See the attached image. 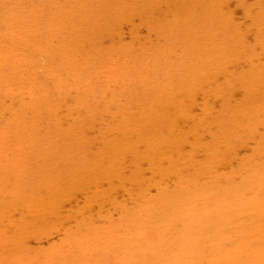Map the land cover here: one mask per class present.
Returning a JSON list of instances; mask_svg holds the SVG:
<instances>
[{
	"label": "rangeland",
	"instance_id": "rangeland-1",
	"mask_svg": "<svg viewBox=\"0 0 264 264\" xmlns=\"http://www.w3.org/2000/svg\"><path fill=\"white\" fill-rule=\"evenodd\" d=\"M67 1L68 0H64V1H62V0H0V48H1V50H0V61L2 60L1 63H0V68L3 69V71H4L3 72L2 70H0V78L2 80H4L3 78L6 79L5 82L0 79L5 84V86H4V84L2 82H0L1 83L0 84L1 90H3V91L5 90V92H3V91L1 92L0 91L1 92L0 93V104L2 102H4V103L1 104L2 106L0 105V117H1L0 118V128H1V130L3 129L2 131H0L1 132L0 134L2 135V132L5 134L3 136L0 135V139H1V141L3 143V146H4V148H2L3 146L0 143V148H1L0 151H2V153H0V159L2 157V161L0 160V173H1L0 174V225H2V227H0V264H13L14 261L15 262H18L16 264H20V263L21 264H25V262L27 263L28 259H30V262L36 261L35 260L36 257H39V259L37 258L38 260L36 261V263L34 262L35 264H53V262L55 264H61L59 262L56 263L57 261L55 262V261H51V260L48 259L49 254L52 253V252H54V250H57L54 253H58L59 256H61V254H67L69 256V258H72V264H74L75 262L73 260V257H77V254H79L78 248L79 249L82 248L81 246H83V245H84L83 248H87L86 251H85V253H87V254L83 253V258H86L87 259L85 261L87 263H85V264H91V263L92 264H96L95 260L97 262H99L100 264H104V262L106 264L108 261H109L108 264H110V263L111 264L112 263H115L116 264L120 259L121 260L119 262H121V263H117V264H122L123 261H126V259H128V256H129V260H130V261L127 260L128 264H132V261H133V264L134 263H137L138 264V262H139V264H141L142 261H143L142 258H144V256H145L144 254H147L148 251H150L149 252L150 255L148 253L149 256H145L144 260H146L147 257H148L147 258L148 262H150V260L151 261L153 260L152 262H154V260H159L158 262L155 261V264H157V263L158 264H160V263L163 264L162 261H161V259L163 258L162 260H165V258L166 257L168 258L169 256H171L173 252H174L173 253L174 256L172 255V258L171 259H174V262L175 263L170 262L171 264L172 263L173 264H177L179 262H180L179 264H188V263H190V264H194V263H196V264H203L206 261V258H205V261L204 260H201V259H203V258H201L202 254H200V255L198 254L199 253L198 252V249L194 251L193 249L191 250V247H189V246L192 245V242H193L192 240H194L195 238H198L199 241L202 242V239L205 236L202 237V238L200 236H203L204 235V231L206 233V229L208 227L206 229H205V227L207 225H211V226H209V228H213V231H215L214 230V223H213L212 220L210 221L209 217H206L205 218V220H206L205 223H204L205 220L204 221L201 220L202 222L200 221L201 224L203 223L202 226L205 225L204 226V231L202 229V233L198 232V229L201 227V224H199V223L198 224L193 223L192 222V219H191V221L189 220L187 214H188V211H189L188 209L190 207L189 206H186V203H185V205H180L181 203L179 201H181V200L176 199V198H179V197H176L175 194L173 193L175 191L174 189H177L176 186L174 185L175 184L174 183L175 182L174 178H171V179H164L163 178L161 180V178L159 176L157 177V175L152 176L150 174V172L148 171L149 169H148L147 164H145V162H143L141 164V169L142 170L143 169H146V170L145 171H142L140 173V176H137L136 179L134 178L132 180V182H130L131 179H129V176H131L130 174L132 173L133 170L129 167V164L126 165L127 166L126 169H125L126 171H124V172H126V173H124V174H126L124 176V178H126L125 179L126 182L123 181V180H118V181H116L117 182L116 183L114 181L115 186H113V184L109 183L105 178H104L105 180L101 179L102 181L100 183H96L97 186L95 185V182H94V184L93 183H90L89 186H86L85 183L78 182L79 183L78 184V183L72 182V180L82 179L84 177L83 175L85 174V172H87V171H89V173L92 172L93 169L95 168V166H94L95 160L98 159V157L101 155L100 153L105 150L106 146H110V147H107L106 148V150L109 151L110 148H111V146H113L115 143H117L116 142L117 140L119 142L120 138H121V140H120L121 142H119L120 145H121L123 139H125V136H127V138L129 139V136L130 135L128 136V133L126 134L125 132L131 131V132H129L130 134L133 132L135 135H137L136 134V131L137 130H140L141 131L142 129L145 128L144 130H147L145 132H149V133L143 132L144 130H142L141 132H143L144 134H150V130L152 132V130L154 129L155 126L158 127L157 129H159L160 128L159 127L160 124L162 123L161 125H163V122L161 121V119L163 120V117L162 116H164V118H166V115H167L166 114V112H167L166 110L168 109V107H166V105H164V103H166L167 101L164 102V103L162 102L163 101L162 100L163 95L168 96L167 93L170 91L169 92L170 96L164 97L163 99L166 98L168 100H170V99L172 100L174 98L175 99L177 98V100H178L179 98H181L180 97L182 95L181 93H186L187 92L186 90H188V93H189V89L187 87H190L192 84H194L193 82L197 78L196 77L197 75H194L195 76L194 77L192 75V73H193V66H196V62H197V61L195 62V60H196V58L198 56H201L202 58H205V59H203V62L206 65L205 66V69L206 70L209 69V68H211L210 71L213 68H215L217 70V68H216L217 65H218V69L222 65H224V64H226V66L225 65H224L225 67L222 66L223 68L221 67L218 71H215V69L212 70V72H213L212 75L213 76L214 75L215 76L217 75L216 78H215V76L213 77L214 80H211V78H210V76H211L210 75L211 74L210 71L203 70V73H204L203 76L205 75L204 76V79H206V80L204 81V79L202 78L200 80H202L203 82L202 81L201 82L199 81V83H202L203 85L200 84L201 86L199 85L200 86V87L198 86L199 88L196 87V89H199V90H196V91L193 88L194 86H191L190 87V91H191V89H193L194 90V93H195L194 94V97H195L194 105L193 106L192 105H188L186 102H185V104H187L186 106H185V104H183L184 102L181 103V105H180V108L181 109L184 106L185 107H189L190 106L189 108H187V110H184L185 107H184V109H182V110H184V116L187 113H188V115H186L185 117L183 116L184 118L183 117L180 118L179 116L177 118H175L174 117L175 115L173 116L175 118V119L173 118L174 122L175 123L177 122L176 124H178V125L174 124L173 123V120H172L173 130L176 131L174 133L176 134L177 132L188 131L189 128L192 127L194 121L192 122V124H190L191 121H192V119H191L192 117L191 116L189 117L191 120H189L187 118L188 119V123H185V122H187L185 120L187 116L193 115V120H197L198 118H200V117L203 116V111H202L201 107H202V104L204 102H208L209 107L212 109L211 112L212 113L217 112V115H219V113L222 110L221 108L224 105L223 101L221 100L222 97H229V99L231 100L230 101V105H232V103H233V105H236L237 106L242 101V98H243V96H242L243 94L242 93L243 92H241V88L239 86L240 84L239 85H236L233 88V93L231 92L230 89H228V87H226V85L228 83V79H229L228 78V75L229 76L231 75L232 78L230 77V79H232L233 82H236V81H234V80H236V78L234 79V77H233L234 75L233 74H235V76L236 75H239V74H240L239 76H243L244 75L242 77V78H244L245 75L248 76L250 74V72H251L250 69H252V67H255L256 68L257 65H259V68H261V70H262V71L259 70L260 72L257 73V74L260 75L261 72H264L263 71V68H264L263 67L264 66V48H262L264 46V31H263L264 30V0H221V1H219L220 2L219 5H214V6L213 5H210L211 3L208 2V0H193L194 1V2H192V3H194L193 6L186 5L185 0H170V1L169 0H166V2H168L167 4L170 5L168 7H167V4L166 3H163L162 4V2H165V0H160L161 1V3H160L161 5L160 4H157L158 7L156 6L157 9L158 8H160V9L156 10V7L154 9V11L157 12V13H159V14L156 13V14L153 15V18L151 17L152 19L150 18L153 21H151L148 17L145 18L146 15H142L143 13L141 14V10L144 8L142 6V2H147V0H144V1L143 0H127L126 4H123L122 5L121 4L122 2L120 4H121V6H125L126 5L125 7H127V8L124 11H126L125 12V15H128V16H125L126 18L124 17L123 20L120 19L121 21L117 20L116 22H113V20H111L110 18H103V17H105L104 14L106 13V11L108 12V10L110 9V7L109 6H106V4H104V2H102L103 1L102 0L101 2H102V4L104 6L101 4L103 6V8H101V9H103L105 12L103 10H101L100 8H97L96 7L100 3L96 4V6H94V7H96L97 10L100 9L101 12H104V14L101 13V14H103L102 15V18H101V16H98L97 15V18L96 17L93 18V20H95V21H93V22H92V20H89L90 22L88 21L89 24L87 23L88 18L85 17L86 13H83V11H81V17L80 16L79 17H80V19L82 18V20H84V21H82V20L80 21V19H76V17L78 16V13H75L76 15L70 13V11L68 10L70 7H69V5L66 4ZM106 1H108V0H106ZM158 1L155 0L156 3H158ZM182 1H183V3H182ZM206 1H207V3H205ZM210 1L213 4V2L215 0H213V1L210 0ZM108 2H107V4H108ZM123 2L125 3V0H123ZM148 2H151V0H148ZM152 3H154V0L152 1ZM61 4L64 5V10L65 11L63 9H61V10L59 9L60 6H62ZM74 4H76V3L74 2ZM148 4H150V3H148ZM164 4L166 5V7H165ZM80 5H82L81 7H83V9H84L85 6H87V2L86 3H83V4H80ZM90 5H92L91 2L89 3L88 6H90ZM177 5L178 6H182V8H183V6H185L183 9L180 10V13H178L176 11V9H175V7ZM55 6H56V8H55ZM115 6H117V5H115ZM213 7L216 8V9L213 10ZM199 8H201V9H199ZM50 9L53 10V13H56V14L57 13H60V15L58 14L60 18H56V20H55V17H57V16L54 17V20L56 22L55 23V26L53 27L52 32L46 33V30H45L46 22H47L46 20H48V18H49L48 15H50L49 14ZM55 9H56V11H54ZM183 10H184V12H183ZM212 11H214L213 14H212ZM128 12H129V14H128ZM214 13L216 15H214ZM62 14H64L65 16L63 15L64 17H62ZM68 14L69 15L71 14V15L69 16ZM183 14H184V16H186L188 18L184 17ZM210 14H211V16H210ZM212 15H213V17H212ZM74 16H76V17H74ZM149 16H152V14H149ZM8 17H10V18L8 19ZM67 17L70 18L69 22L67 20H65V19H67ZM12 18L15 21H13ZM32 18H35L34 22H31ZM73 18H75L74 19L75 20L74 21L75 24L74 23H70V21L73 22L72 21ZM100 18L102 20H100ZM164 18H165V20H164ZM182 18L183 19L185 18V19L183 20ZM59 19L62 22L64 20L65 23H62L63 25L65 24L64 26L62 24L61 25L60 24H57L58 23L57 20L59 21ZM103 19H104V21H103ZM189 19H191V20H189ZM76 20H78L79 23H78V21L76 23ZM109 20H111V23H109L110 22ZM181 20L185 21L183 23H186V24H183V25L180 24V21ZM187 20H189V22H186ZM66 21L68 22V24H67ZM106 21H108V22H106ZM176 21H178L179 23L178 24L175 23ZM190 21H197V23L198 22L199 23L197 25L196 22L195 23L192 22V24H193L192 25L190 23ZM91 22L93 23V25H92ZM104 22H106L107 24L109 23V24L107 25ZM205 22H206V24H205ZM69 23H70V25H69ZM81 23H82V25L80 26ZM114 23H115V26H116L117 29L116 28H113L114 27ZM41 24H42V26L44 28L41 26ZM110 24H112V26L109 27ZM174 24H175V26L178 25L176 27L177 29L175 28V26H173ZM187 24H191L192 27H191V25H190V27H188L189 25L187 26ZM24 25L25 26L26 25L28 26V27H26V30L30 29L29 30L30 32H29L28 35H31V36L27 37V40H29L28 38H31L33 40V42L30 39L31 41L29 40L27 43H25V39L26 38H22L21 37L23 35L21 33L23 32V30L25 28ZM59 25H60V27H59ZM73 25L75 27H73ZM85 25H86V27H85ZM89 25H90V27H89ZM148 25H150V26H148ZM106 26H108V28H107L108 30L106 29ZM168 26L171 27V28H173L174 31H173V29L171 30V28H169ZM112 28L115 29V30L113 31ZM118 28H119V31H118ZM180 28H181V31L184 28V32L182 31L183 34L179 31ZM186 28H189V29L185 30ZM192 28H194V30H192ZM75 29L77 31H75ZM88 29H89V31H88ZM175 29L177 31H179V32H176ZM55 30H56V32H55ZM104 30H107V31H104ZM188 30L189 31L191 30L188 33L189 35L186 33V32H188ZM259 30L260 31L262 30L261 32L263 34ZM40 31L42 32V34H40L41 33ZM57 31H58V33H57ZM110 31L112 32V34H111ZM15 32H17V33H15ZM59 32L60 33L62 32V33L59 34ZM68 32L70 33L69 36H68ZM74 32H76V33L74 34ZM114 32H116V34ZM51 33H52V35H50ZM56 33H57V35H56ZM12 34H14V35L11 37ZM184 34H186L187 36H185ZM214 34L216 35V38H214L215 37ZM5 35H7V36H5ZM73 35L74 36L75 35L77 36V37L75 36L76 37V39H75L76 42L75 41L74 42H75L76 45H74V46H73V44H74V42H73L74 39L73 38H75V37L72 38ZM217 35H219V36H217ZM32 36H34L36 38L38 36L39 37H38V39H36V38H34ZM40 36H42L43 38L44 37L45 38H48L49 37L47 40L44 39L45 40V43L44 44H45V46L47 45L49 47V48L47 47V49L50 52H47V49H46V51H43V49L45 50L46 47L43 44V42H44L43 38L42 37L40 38ZM51 36H53V37H51ZM54 37H56V38H54ZM89 37H90V39H88ZM5 38H6V41H5ZM7 38H9V39H7ZM97 38H99V39H97ZM55 39H56V41L58 40V43L55 41ZM11 40H12V42H11ZM17 40H18V42H16ZM36 40H38V41L35 42ZM77 40H78L79 43L77 42ZM14 42L17 44V46H16V44H14ZM46 42L47 43L49 42L51 44L49 45V43L47 44ZM209 42H212V44H214L213 45L214 48H212L213 46H211L212 44H210ZM40 43H41V45H39ZM207 43H209L208 45H210L211 47H209V46L207 47L206 46L207 48H204L205 45H207ZM228 43H230V44H228ZM42 44H43V46H42ZM60 44H61V47L62 48L59 46ZM77 45H78V47H77ZM3 46H4V48H2ZM36 46L37 47L39 46V47L37 48ZM196 46H198L197 49L198 48H200V49L197 50L196 49ZM40 47H41V49H40ZM52 47H54L57 51L56 50H53L54 48H52ZM63 47H65V48H63ZM21 48H23V49H21ZM34 48H35V50H34ZM72 48H74V49H72ZM121 48L124 49L125 51L122 50ZM130 48H132V49H130ZM211 48L213 50L215 48L216 49L213 51ZM218 48H220V49H218ZM9 49H10V53L12 55L9 52H7V51H9ZM13 49H16V50H13ZM30 49H32L33 51L30 50ZM68 49L72 50V52L70 50H68ZM201 49H203V51ZM217 49H218V52L216 53ZM20 50H22L21 52H22L23 55L22 54H19V53H21ZM36 50H37V52H36ZM66 50H68V51H66ZM119 50L122 52V54L125 53V54H127V56H129V58L127 57L128 58V61L125 58V56H126L125 54L124 55H122V54L120 55L121 52ZM196 50L198 52L201 50L203 53L202 52L197 53ZM209 50L210 51H213L212 56L214 58L209 54V52H208ZM4 51L7 54H9L12 59L9 57V55L7 56V54ZM131 51L133 53H135V54L131 53ZM206 51H207V53H206ZM51 52H54V54L57 55L58 58H57V56H53L54 54L53 53L51 54ZM56 52H58V53H56ZM115 52H117V53H115ZM219 52H221V54ZM230 52H232V53L234 52V53L232 54ZM248 52H250V53H248ZM39 53H40V55H39ZM92 53H93V55H92ZM95 53L96 54H100L99 55L100 57L98 55H96ZM224 53H226L227 55L225 56ZM101 54H103V55H101ZM216 54H218V55H216ZM230 54L233 55V56H231ZM21 55H22V57L20 58ZM36 55H39V56H36ZM82 55H84V56H82ZM104 55H105V57L102 58V56H104ZM221 55H223V57H222L223 60H221L222 58L220 59ZM121 56H123V57H121ZM137 56H141V57H138L137 58ZM17 57H19L21 60L19 58L17 59ZM40 57H42L43 60H41L42 58H40ZM82 57H83V59H82ZM119 57H121V58H119ZM215 57H217V58H215ZM44 58H45V60H44ZM96 58H99V59H96ZM104 58H107L108 60L107 59L105 60ZM117 58H119V59H117ZM131 58L134 59V60H132ZM58 59H59V62L60 63H58V62L56 63V61H58ZM149 59H150V61H149ZM192 59H194V60L192 61ZM212 59H214V60L215 59L216 60L218 59L221 62H218V60L217 61H213ZM64 60H67V61H64ZM69 60L72 62V64L74 62L76 63V61H77L78 62V67H79V64H81L80 65V68H78V67L75 66L77 63L76 64L74 63V66H73L70 63ZM95 60L97 62L96 65L94 63ZM124 60H125V62L127 61V63H130V64L125 63ZM129 60H130V62H129ZM135 60H138L139 62L138 61H135ZM211 60H212V62H210ZM18 61H19V63H18ZM43 61L44 62L47 61V62L44 63ZM224 61H225V63H224ZM54 62H55V64H54ZM61 62H63V63H61ZM67 62L70 63V64H68ZM88 62H89V64H88ZM114 62H115V64H114ZM116 62H119V63H116ZM155 62H158V63L155 64ZM205 62L208 63V64H206ZM216 62H218V63H216ZM7 63H8V65H7ZM41 63L42 64L44 63L45 66L42 67V64ZM121 63H123V64H121ZM221 63H224V64H221ZM23 64H27V65H23ZM110 64H111V66H110ZM118 64H119V67H118ZM137 64H138L139 67L138 66H135ZM219 64L221 66H219ZM94 65H95V67H94ZM126 65L129 66V67H127ZM142 65H143L144 68H142ZM160 65H161V67H160ZM212 65H213V68H212ZM16 66L18 68L17 70L15 69ZM71 66H73L72 67L73 69L71 68ZM109 66H110V69H109ZM151 66H152V69L150 68ZM164 66H166V67H164ZM188 66H190V67L188 68ZM59 67H61V69ZM65 67H68V69L69 70H72V72L69 71ZM120 67H121V69H120ZM131 67H134V69L131 68ZM157 67H158V69L155 70ZM169 67H170L171 70L169 69ZM38 68H40V69H38ZM118 68L120 70H118ZM161 68H162V70H165V68H166V70L163 72L161 70ZM42 69H44V70H42ZM56 69H58V71ZM62 69H63V71H62ZM107 69H108V71H110L109 72L110 74H108ZM139 69L141 71H143L142 72V75L143 76L141 74H138V72L140 71ZM143 69H145V70H143ZM174 69H175V71H174ZM191 69H192V71H190ZM5 70L6 71L8 70V71L5 72ZM11 70H12V73H11ZM18 70L21 73H19ZM24 70H26V71H24ZM93 70H94V72H93ZM116 70H118L119 72L116 73L117 72ZM135 70H137V71H135ZM158 70H161V71H158ZM48 71H50V73ZM76 71H78V72H77V74L75 73L76 74L75 75L73 72H76ZM98 71H102V72H98ZM113 71H114V73H113ZM123 71H124V73H123ZM141 71H140V73H141ZM153 71L154 72L158 71V72L157 73H154ZM247 71H250V72H247ZM8 72H10L11 75ZM57 72H59L58 75H57ZM67 72H71V74L73 76H71V74L69 75V73L67 74ZM168 72H171V73H169V76L166 75ZM240 72H247L249 74L242 73L243 74L242 75ZM3 73H4V75H3ZM13 73H14V75H13ZM18 73L21 74V75H19L20 78L18 77ZM42 73L43 74H47L48 76L50 75V77L48 78V76H47V78H46L45 75L42 76L43 75ZM64 73H65V75L67 74L68 76H64ZM83 73H87V74H83ZM96 73H98V74L96 75ZM111 73H113V75ZM148 73H151V75L150 74L148 75ZM184 73L186 75H192L191 77H189V79L185 83L182 81L184 79V76H183V75H185ZM224 73H226V74H224ZM236 73H238V74H236ZM121 74H123V75L120 76ZM179 74H180V76H179ZM193 74H195V73H193ZM5 75H7V77H5ZM94 75H96V77H94ZM106 75H107V78H106ZM124 75L125 76H128V77L125 78ZM152 75H154V76H152ZM9 76H12V77H10L9 79H7ZM23 76L25 77V79L27 78L26 79L27 80L26 82H25ZM41 76H42V78H41ZM62 76H63V78H62ZM87 76H89V78ZM112 76H114V78ZM166 76L169 77V78H167ZM174 76L177 77V78H175ZM224 76H226V77H224ZM70 77H71V79L75 80V82L77 81V84L74 83L73 80L71 81L72 84H71V82L68 83V79L71 80ZM79 77L82 79V80L80 79L81 81L78 80ZM93 77H94V80L92 79ZM98 77H101V78H98ZM140 77H142V79ZM208 77L210 79L207 81ZM55 78L58 81V83H61L62 85L61 84L58 85V83L55 80ZM96 78L97 79H100L101 82L99 80L95 81ZM104 78H106V79H104ZM116 78H117V80H116ZM153 78L154 79L157 78V79H155L156 81H154ZM247 78H249V77H247ZM46 79H47V81H46ZM174 79H176V80L173 81ZM178 79H180V80L178 81ZM7 80H9V82ZM30 80H32V82ZM88 80H89V82H92V81H94V82H92V84H89ZM125 80H127V81H125ZM141 80L144 81V82H141ZM161 80H162V82L163 81L164 82L161 83L160 82ZM51 81L52 82L53 81L56 82V83H54V82L52 83L53 86H54V89H53V87H51L52 85L49 86L47 84V83H50L51 84ZM83 81H86V82H83ZM122 81H124V82L121 83ZM65 82H66V84H65ZM78 82H80L79 84H81V82H83L81 84V85H83V87L82 86L80 87V85L78 86ZM95 82H98V83H95ZM151 82H152V84H151ZM182 82L184 83V85L182 84ZM206 82H209L211 84L213 82V84L212 85H209ZM6 83H9V85L10 84L11 85L14 84V85H12V86L10 85L9 86ZM33 83H35V84H33ZM67 83L69 85H67ZM73 83L76 84L75 87L77 88V90L73 86ZM93 83H94V85H93ZM159 83H160V85H159ZM179 83H180V85H179ZM64 84L67 85V86H65ZM87 84H89V86ZM153 84L156 85V88L158 90L156 88H154L155 86H153ZM187 84H188V86H187ZM7 85L9 86L8 89L6 88V87H8ZM15 85H16V87H15ZM34 85H37V86L34 88ZM91 85H93V86H91ZM135 85H137V86H135ZM138 85H141V86H138ZM147 85L149 87H147ZM163 85H165V86H163ZM174 85H176L177 87L175 86L176 87L175 88ZM2 86H3V88L5 87L7 89V92H6V89L5 88L2 89ZM25 86H28V88L25 87ZM61 86L62 87L65 86V87L62 88ZM70 86L71 87L73 86V87L71 88ZM84 86H85V88H86V86H88L89 88H91V87L93 88L94 86H97V87H94V91H93L92 89H89V88H87L88 90L85 89ZM102 86H103V89H101ZM143 86H145L144 89H143ZM179 86L182 87V89ZM210 86H213V89H217V90H220V91H222V88L224 89V87H225V90H223V93L225 92V94H219V95H216V96L210 95V96L207 97L205 95V92L207 90H209V92H210L209 93L207 91L208 92L207 94H213V92L210 91V88H211ZM12 87H13L14 90H12ZM69 87H70L71 90H73V88H75V91L74 92L70 91ZM160 87H161V89L163 88L162 89L163 91H166L165 90V88H166L168 92L166 91V93H165L161 89L159 90ZM18 88H21V89H18ZM30 88H31V91L29 90ZM168 88H171V89H168ZM15 89H17V90H15ZM63 89H66L67 91L69 89L68 92H70V94L72 95L71 96L72 98H74V97L75 98L76 97L78 98V96H79V98L78 99L76 98V99L70 100L71 97L69 98V95H68L69 93L66 90H63ZM82 89H84V92H86V90H87V92L89 91L88 92L89 94L91 92L93 95L92 94H91L92 96H90L89 94L87 95L86 94L87 92L86 93L83 92L86 95H84L83 93L78 94L79 92H81L79 90H82ZM105 89H108L109 90L107 92L108 94L104 92ZM175 89H177V91ZM179 89H181V90H179ZM10 90H11V92H10ZM61 90H62V92H61ZM101 90H103V91H101ZM153 90H155V91H153ZM171 90H174V91L172 92ZM193 90L190 93L193 94ZM41 91L43 93L40 94ZM139 91H141V92H139ZM150 91H152L151 92V95H150ZM157 91L159 92V96H158V92ZM8 92L10 94L11 100H10L9 94H7ZM13 92H14V94H13ZM32 92H33V94H31ZM93 92L96 93V94H94ZM100 92H101L102 95H100ZM112 92L115 93V96H113V94H112L111 97H110V101H109V98H108L109 96L108 95H110ZM118 92H119V94H118ZM153 92L155 93V95H153V96H154V99L156 100L154 102H153L154 99H153V96H152V93ZM229 92H231L232 94L229 93ZM23 93H24V95H23ZM53 93H54L55 96H52ZM57 93L60 94V95H57ZM62 93H64L65 95L64 94L62 95ZM116 93L118 95H116ZM173 93H177V94L180 93L181 95L179 94V96H178L176 94L178 96L177 97ZM19 94H22V95H20L22 97H20ZM25 94H27V95H25ZM34 94H37L35 99H33V96L35 97ZM74 94H76L77 96L74 95ZM140 94H141V96H140ZM146 94H148V96L150 95L149 98H148V96ZM156 94H157V97H156ZM228 94H230V96ZM1 95H3V96H1ZM82 95L87 96V97H84ZM98 95H100V97ZM106 95L108 97H106ZM120 95H121V97H118L120 100L118 98L116 99V96H120ZM6 96L9 97V99L6 98ZM89 96H90V100H89ZM97 96H98V98H97ZM103 96H104V99H103ZM127 96H128V98H127ZM137 96L140 97V98H138ZM16 97H18V98H16ZM28 97L32 99L31 102H29L31 99L29 100ZM56 97H58L57 100H58L59 103H60V100L62 98L63 99L66 98V99L64 101L62 99L61 100L62 103H60V105H58L59 103L56 104L57 103ZM81 97H82V99H81L82 101H80V98ZM91 97H93L92 100H91ZM150 97H151V99H150ZM43 98H44V100H46L48 102L49 105H52V108H51L52 110H50V108H48V107H51V106H48L47 102H45L43 100ZM85 98H86V100H84ZM113 98H115V99H113ZM126 98L128 99V101H126L127 100ZM16 99H18V100H16ZM20 99L22 100V102L20 101ZM47 99H49V100H47ZM94 99H95V101H94ZM100 99L102 100V102H104L103 105L101 104L102 102L100 103ZM105 99H107V100H105ZM112 99H113L114 102L111 101ZM140 99H146V101L145 100H140ZM175 99L172 100V101L170 100V102L175 101ZM33 100H34V102H33ZM76 100H78V101H76ZM236 100H237V102H236ZM10 101H11V103H10ZM17 101L21 102V104L19 102H17ZM35 101H36V103H35ZM51 101H52V104H51ZM72 101L73 102L75 101V104L76 105L74 103H72ZM84 101H85V103H84ZM86 101H89L90 104H89V102H88L89 105L86 104ZM130 101L132 102V104H131ZM133 101L136 102V105L133 103ZM147 101H148V104H149L150 101L153 102L152 105H151V108L152 109L154 108L156 110L157 108H159V109L161 108L160 110L158 109L159 110L158 111L159 114L157 113V111L155 112V110H154V112H152L153 111L152 109H150L151 111H149V107L150 106L146 103ZM27 102H29L31 105H29ZM39 102H41V104L38 106L37 103H39ZM63 102H64V104H63ZM79 102H82V105L83 106H88V107H85L84 108L81 105V103H79ZM91 102H92V104H91ZM112 102L115 105H113ZM156 102H158V105L157 106L154 104ZM170 102L168 103L169 105L171 104ZM43 103L44 104L46 103V105L44 106ZM118 103H119V107H118ZM123 103H124V105H126V103L129 104V105H132V106H129V107H131L133 109L129 108L127 110L128 106L127 105L124 106ZM140 103H142V105ZM17 104H18V106L15 107V105H17ZM133 104L135 106H137V104H138V106L137 107H134ZM161 104L164 106V108H163V106ZM172 104H174V102ZM3 105L4 106L5 105L6 106L9 105L8 106L9 109L6 106L4 108ZM20 105H21V108L19 107ZM24 105H25V107H23ZM33 105H35V106H33ZM57 105L60 106V107H58ZM116 105H117V107H116L117 110H115L116 112L119 110L120 107H121L120 108L121 110H122V108L124 110L126 108V111L123 110V111L120 112V110H119L116 113L115 111H113L114 110L113 108H115ZM160 105L162 107H159ZM30 106H31V108H30ZM54 106L55 107L57 106L56 107L57 109ZM108 106H109V108H108ZM241 106H242V104H241ZM241 106H239L238 109H240ZM14 107H15V109H18V107L20 109H18V110H12V109H14ZM32 107H34V108H32ZM40 107L42 109L45 108L46 110L47 109L48 110L46 111L45 109H43L41 111V110H39V109H41ZM53 107L55 108V111H54V108ZM67 107H68V109H67ZM139 107L140 108L142 107V108L137 110L138 113L134 112V110L136 111V108H139ZM22 108H23V110L25 108V111H23ZM75 108L78 109V110H75ZM81 108L82 109L84 108L83 109V112H86V113H83V114L80 113V112H82V109ZM89 108H92V109L89 110ZM106 108H108L109 110L106 109ZM145 108H147V110H145ZM162 108H163V110H165L164 113L166 115H164V113H163V115H160V114H162L160 112L163 111ZM4 109H5V111H4ZM31 109H33V111H35V112H33L34 114H32V115H34L33 116L34 119L31 118L32 117V115H31V112L32 111H29ZM79 109H81V110H79ZM7 110H12L13 112L12 111L11 112L8 111L6 113ZM20 110H21V112H20ZM56 110H58V111H56ZM87 110H89V111H87ZM93 110L96 111L97 113L94 112L95 113V118L92 119V117H94V115H91L92 112H93ZM171 110L172 109L170 107L169 108V112ZM45 111L47 113H44ZM141 111H143L145 114H147V111H149V113H153V114L156 113V115H154V116H157L158 117V115H160L159 117L161 119H159V117H158V119H159V121H158L157 118H155L154 116H152L153 114H149V116H151L153 118H150V117L147 118V116H148L147 115L145 117L147 119H144L145 114L142 113ZM186 111H188V112H186ZM36 112L38 114L41 113V115H38L37 116V113ZM52 112H55L57 114L55 115V113L53 114ZM113 112L116 113V114H114ZM35 113H36V115H35ZM42 113H44L45 118L44 119L43 118H40L39 119L38 118L39 116L40 117H44ZM50 113H51L52 116H48ZM87 114H89V115H87ZM117 114H119V115H117ZM123 114L126 115V116H127V114L128 115L131 114V115L127 116L128 118L129 117H132V115H133V118H134L137 115L136 118H134V119H136L138 123L143 124L145 127H142V129H141V126H143V125L140 124L141 126L140 125L137 126L136 124H138V123L135 120V122L133 121L135 123V128H134V126H133V128L136 129V130H132V127H129L131 129L127 128L126 127L127 124L123 123L122 121H127L129 123V122H132V118H130L131 120L130 119L127 120V117L125 118ZM9 115H13V117L12 116L10 117ZM19 115H21L20 116L21 118L19 117ZM86 115H87V117H86ZM141 115L142 116L144 115L143 116V119L147 121V124L148 123L150 124V125L148 124V126H149L148 128L145 125L146 124V121L144 122V120L141 118L142 117ZM47 116H48V118L49 117L52 118L51 119V120H53V121H51L52 124H55L56 123L57 125L56 124L55 125H49V124H51L50 121H49L50 118L48 120V122H49V124H48V122H47V119L48 118L46 119ZM53 116H54V118H53ZM83 116L86 119H84ZM139 117H140V119H139ZM256 117H258V116H256ZM260 117H258V119H256V118H252L251 119L252 120L251 121L252 124H249V126L251 125L250 126V129H252V130L253 129H256V131L254 130V132L251 135L250 134H247V133H243L242 129L240 130L241 132L239 131V134L242 136V138L240 136H238V138L243 139V141H241V143H239V146L236 147V150H235L236 156H235V158H233L231 160V162L228 163V164L222 162L219 166H217V170L215 171V173L224 174V173H227L231 168L238 171L239 170V165L241 163V160H244L246 158H249L250 156H252V158L254 159V156H255L254 149H256V147H257V144H256L257 139L260 136L264 135V115H263V117H261V118ZM16 118L17 119L20 118V121L21 122L23 121V122L21 123ZM82 118H83V120H82ZM87 118H89L90 120L87 119ZM154 118H155V120H154ZM15 119L17 121V122H15L16 124L14 123ZM29 119H31L32 121L29 120ZM36 119H39V122L40 123L36 122V121H38ZM55 119H58L60 121H58V120L57 121H54ZM150 119H152V120H150ZM7 120L8 121L10 120V123L9 122L7 123L6 122ZM209 120H211V117H209ZM33 121H34L35 124L33 123ZM73 121L74 122H79V123H76V124H83V125H81V126L78 125L79 127H81L79 129V127L77 128L76 125H73ZM156 121H157V123L158 122L160 123V124L158 123L159 126H157L158 124L157 125L154 124V122L156 123ZM181 121H183L185 123V124L183 123L185 128H183V126H181L182 125V122ZM27 122H29L28 125L31 126V124H33V126L31 128L30 127H28V128L27 127H24V125H26ZM142 122H144V123H142ZM180 122H181V124H180ZM17 123H19V124H17ZM23 123H25V124H23ZM36 123H38L37 124V127L38 128H36V126H35ZM117 123L119 125H117ZM152 123L155 126L152 125ZM10 124L12 125V127H9ZM14 124H15V126H17V125L20 126L21 125V127H23V128L20 127V129H22V130L24 128H26L27 129V130L25 129L26 132H24L25 130L22 132V130L18 129L19 128L18 126L15 127ZM47 124H48V126H47ZM3 125H6V126H3ZM28 125H26V126H28ZM166 125H167V123H166ZM118 126L120 128H123V129L118 130L119 129ZM124 126H125V128H124ZM136 126H137V128H136ZM139 126H140V128H138ZM150 126L153 127V129ZM179 126L182 127L181 128V129H183L182 131L180 129H178L179 131L176 130L177 127L179 128ZM187 126L188 127L190 126V127L189 128H186ZM203 126H205V125H203ZM247 126H248V123H247ZM2 127H4V128L7 127L8 130L6 131V129H4ZM13 127H15V128L13 129ZM33 127H35L36 129L33 128ZM156 127H155V130H156ZM9 128H11V129H9ZM29 128L30 129H34V131H31ZM72 128H76V130L79 129L80 131L77 130L79 133H76L77 132L76 130L73 131L74 129L71 130ZM149 128H150V130H149ZM12 129H13V131H12ZM15 129H16V131H14ZM17 129L21 133V135L19 133L20 137H19V135H16V133L18 134ZM124 129H127V130H124ZM228 129H230V128H228ZM4 130L6 132H8V133L6 134ZM62 130H64L63 131L64 134H63V132H61ZM69 130H71V131H69ZM122 130H123V133L120 132ZM155 130L153 132H155ZM107 131H110V134ZM140 131L137 132V133L139 134ZM57 132L59 134V135L58 134L57 135L59 136L60 139L58 137L56 138L57 135H55V134ZM103 132H107V133L105 134ZM157 132H159V131L157 130L156 131V134H157ZM71 133L73 134V136L72 137L71 136L69 137L68 134L72 135ZM75 133L77 135H74ZM112 133H114V135ZM118 133H121V134H118ZM133 133H132L131 137L133 136ZM249 133H251V132H249ZM44 134L45 135L48 134V136H46L47 139L45 138ZM123 134H126V135L124 136ZM177 134H179V133H177ZM187 134H188L187 135V139H186L187 141L182 145V150H183L184 153H188L189 154L190 151H191L190 143L194 140V138L196 136H194V133L187 132ZM13 135H15V136H13ZM36 135H39V136L36 137V139L33 138ZM246 135H248V136H246ZM253 135H256V137H253ZM4 136L7 137L6 138L7 139L6 142H4L5 141L4 140L5 139ZM105 136H106V138H105ZM107 136H109V138ZM119 136H120V138H119ZM134 136L132 138H134ZM197 136H199L201 138V140L203 141V143H207L210 140L209 135H208L207 132L206 133L205 132L203 133V132H200L199 131L198 134H197ZM40 137H42L41 138V141H37V140H40ZM43 137L45 138V140H42V139H44ZM48 137L52 138V140L50 138L48 140ZM79 137H80V139H79ZM113 137H116V139L113 138ZM137 137H138V135H137ZM189 137H190V139H189ZM8 138H9V140H8ZM17 138H18V140H17ZM53 138H55V139H53ZM72 138H74V139L76 138V139L75 140L74 139L72 140ZM103 138H104V142L101 143V141H102ZM132 138H131L132 141L129 140L130 141L129 142L130 145H133L134 143H137L136 140H133ZM58 139L60 140V142H59ZM69 139L71 141H69ZM203 139H205V140H203ZM250 139H251V141H250ZM34 140L36 142H39V143H34L35 142ZM57 140H58L59 143L56 144ZM113 140L115 142H113ZM30 141L31 142L34 141L33 142L34 144L31 143ZM63 141H64V143H63ZM72 141H74V142H72ZM41 142H43L44 144H41ZM47 142H49V143L47 144ZM50 142H52V144H55V145H53L54 147L50 144ZM140 143L139 144L138 143L136 144V148L137 149L139 148V150L143 152V150H145L143 146H145V145H143L141 143L143 145L142 146L143 148H142V147H140L141 146ZM37 144H38V146H37ZM48 145L50 147H48ZM58 145H60V147ZM30 146H31V148H30ZM78 147L80 148V150H79ZM56 148L59 151V152L57 151L58 153L57 152L55 153ZM114 148L112 147L110 151H112V149H114ZM21 149H22V151H21ZM45 149H47V150H45ZM3 151L5 152L4 155H3ZM60 152L61 153L64 152V153L61 154ZM69 153H71V155ZM57 154H58V156H56ZM72 155H75V156H72ZM174 155H175V153H174ZM175 158H176V155L174 156V159ZM195 158L198 159V160H202L203 157H202V154L199 152V153L196 154ZM21 159L23 161H20ZM62 159H63V161H62ZM263 159H264V155H263L262 158H260V160L259 159L258 160L255 159V162H259L260 161L259 163L262 162L264 164ZM10 161H12V162H10ZM19 161H20V163H19ZM5 162H6V164H5ZM21 162H22V164H21ZM48 162H49L50 165L47 164ZM55 163H56V165H55V169H54V166L53 165ZM232 163H233V165H231ZM57 164H58V166H57ZM43 165H45V166H43ZM165 165H166V163H165ZM7 166L11 167V169L9 167L7 168ZM83 167H85V168L83 169ZM4 168H5V171H4ZM64 168H66V170H64ZM68 168H70V170ZM129 168H130V170H129ZM59 169H61V170H59ZM188 169H189V167H187V170L186 171H185V169H183V173H186L187 174V173H191L192 172V171H188ZM17 170H18V172H17ZM50 170H52V172L58 170L59 172L57 173V171H56V172L51 173ZM48 171H50V172H48ZM68 171H70L71 173H74V171L76 172V174H73L74 175V178H72L70 176V173ZM80 172H81V174H80ZM21 173H23V174H21ZM59 173L61 174V176H60ZM28 174H29V176H28ZM66 174H68V175H66ZM142 175H144V176H142ZM10 176L12 177V179H11ZM141 176L143 177L142 179H141ZM24 177H26V178H24ZM34 177H38V178H34ZM43 177H45L46 179L43 178ZM60 177H61V179H59ZM66 178H68L69 180L66 181ZM127 178H128L129 181L127 180ZM158 178H160L161 181L160 180L158 181ZM139 179L142 182H140ZM1 180H2V182H1ZM63 180H65V181H63ZM61 181H63V182H61ZM92 181H94V180H92ZM148 181L152 183V184H150L151 187L147 184ZM139 182L140 183H143L144 182V183L143 184H140ZM158 182H159V185L156 186V184ZM8 183H10L11 185L9 184V186L7 187ZM52 184H58V188H56L55 190H59V192H61V193H58V194L56 193L54 195L55 197L54 196L49 197V193L47 191L48 190L47 188L50 185H52ZM103 184H105V186ZM130 185H132V186H130ZM164 185H167V186L164 187ZM42 186H43V188H40ZM90 186L91 187H94V188L97 187L98 189L97 190L94 189V188L91 189ZM145 186H147V187H145ZM172 186H174V187H172ZM89 187H90L91 190H94L95 191V194H92V195H88L87 196V193L89 192V190H88ZM166 187H169V188L166 189ZM172 188H174L173 189L174 191L171 190ZM25 189H26V191H25ZM82 189H84L85 192H83ZM128 189H130L131 191L128 190ZM157 189H159V190H157ZM160 189H161V193H162V190L163 191L165 190L163 192L164 195L163 194L160 195ZM39 190L43 191L44 194H42ZM168 190L170 191L169 194H167L168 193L167 192ZM14 193H17L19 195L20 199H18V201L15 202V203H10L12 201L10 199V195L11 194H14ZM80 193L82 195H79ZM111 193H113L112 194V197L110 195ZM147 193H148V195H146ZM171 194H174V196H172ZM76 195H79V196H76ZM109 195H110V198L107 197ZM158 195H160V196H158ZM162 195L164 197L160 199V197ZM165 195L166 196H169L170 195L173 198L172 199V198L169 197L171 199V202H170V200L168 198H165L166 197ZM260 196L263 197L262 195H260ZM56 197H59V198H56ZM174 197H175L176 200L174 199ZM86 198H87V200H86ZM43 199H44V201H43ZM57 199H59V200H57ZM109 199L111 200V202H110ZM157 199L159 201H161V202H159ZM162 199H164L165 201H162ZM25 200L28 201L27 204H24ZM173 200L175 202L177 201L178 203H176L175 205H172V204H174V201ZM57 201H58V203L56 205V209H54L55 208L54 207V204H56ZM153 201L156 203V205H160V206H156ZM172 201H173V203H172ZM150 202L154 203V205L156 207L154 205L152 206V204ZM161 203H163V204H161ZM204 203H205V201H203V203H202V201H200V204L201 205H203ZM170 204H171V206H170ZM177 204L179 206H177ZM96 205H98V206H96ZM31 206H33L34 212L29 213L28 210H27V208L28 207H31ZM180 206H181V210H180ZM257 206L260 207L261 209H264V203L263 202H261V206H260V204H257ZM39 207H41V208H39ZM166 208H168V209H166ZM157 210H159V212ZM164 210H167V211H164ZM186 210H188V211H186ZM83 211H85V212L83 213ZM162 211L164 213H162ZM60 212H63V213H60ZM181 212H183V213H181ZM138 213L141 214L142 216H139ZM83 214H85V215H83ZM127 214H129V215H127ZM164 214H166L165 215L166 217L163 216ZM172 214L173 215L175 214V215L173 216ZM197 214L200 215L201 213L197 212ZM197 214L195 213L194 214V217L198 216ZM147 215H149V216H147ZM37 216H38V218H37ZM168 216L169 217L173 216V217H176V218L181 217V219L178 218L180 220L179 221L178 219L174 218V219H176V222H175L174 225L171 226L170 225L171 223L167 221ZM122 217H123V219H122ZM134 217H136L137 219L134 218ZM151 218H153V221L150 224V223H148V221ZM118 219L120 220V222H119ZM133 219H135V220H133ZM49 220H50V222H49ZM139 220H142V223ZM111 221H112V223H111ZM121 221H122V223H121ZM124 221H125V223H124ZM131 221L132 222L135 221V222L132 223ZM187 221L189 223L192 222L193 224L192 223L188 224ZM126 222H130V223H126ZM209 222H212V223L210 224ZM28 223H31V225H29ZM182 223L183 224H186V225H182ZM132 225H134V228L132 227ZM165 225H167V226H165ZM169 225H170V227H169ZM179 225H182V227L179 226ZM140 226H141V229H140ZM142 226H144V227L147 226V227L146 228H142ZM159 226L162 227V228H160ZM174 226H175V228H173ZM178 226H179V228H178ZM183 226H185V227H183ZM192 226H193V228H192ZM194 226L195 227L198 226L199 228H195ZM129 227H132L133 228V231L132 232L130 231V230H132V228L129 229ZM186 228H188V230H189L188 232L189 233H187L185 231ZM88 229H91V230H88ZM98 229H99V231H98ZM119 229H121V231H119ZM161 229H163V230H161ZM178 229H179V231H178V234L176 236L177 238H176L174 236L175 233H173V232L174 231L176 232V230H178ZM192 229H194V230H192ZM81 230H82V232H81ZM171 230H172V232H170ZM106 231H107V233H106ZM158 232H160V233H158ZM183 232L185 234H183ZM87 233H88V235H87ZM92 233H94V235ZM95 233H97V235ZM105 233H106V235H102V234H105ZM153 233H154L155 236H153ZM161 233L163 235H161ZM166 233H167V235H168V233L170 234V235H168L169 238H164V237L167 236V235H165ZM196 233H198L197 234L198 236L196 235ZM207 233L210 234V229H209V231ZM141 234H143V236ZM1 235H2V237H1ZM186 235H189V236H186ZM100 236H101V238L102 237L103 238L101 239ZM112 236L115 237L116 240H113V237ZM118 236L121 237V238L118 239ZM159 236L162 237V238H160ZM172 236H173V238H172ZM179 236H181L182 238L179 237ZM209 236H206V237H209ZM154 237H158L157 238L158 239V242H155V243H157V245L154 243V241H157V239L156 238L154 239ZM178 238L181 239V240H178V241L175 242V240H177ZM13 239H15V240H13ZM85 239H87V240H85ZM129 239H134L136 241H134V240H131L130 241ZM148 239L149 240L151 239L150 241H151L152 244L150 243V241ZM152 239H154V240H152ZM166 239H169V242H171L172 244H173V242H175L174 244H175L176 247H179L180 246V248H183L182 250H179L180 248H176L174 246V248L178 249L180 251V253H178L179 252L178 250H177V252H175L176 250L174 248H172V246L174 244L171 245L169 242H168V247L166 246L167 244L164 247H159V244L158 243H160V241H166ZM182 239H184V240H182ZM187 239H191V240L189 241ZM12 240H13V242H12ZM19 240H20V242H19ZM83 240H85V241H83ZM172 240H174V241L172 242ZM147 241L149 242V244H146ZM167 241L164 242V243H167ZM199 241H197V242L199 243ZM190 242H191V244H190ZM10 243H11V245H7L6 246V244H10ZM127 243H129V244H127ZM138 243L140 244V246H139ZM144 243H145L146 246L148 245V247L150 245L151 246V250L153 248H156L157 249V247H158V249L156 251H155V249H153L154 251L153 250L151 251V250H148L149 249L148 248L147 251H145L147 253H144V251H143V248H145ZM162 243L163 242L160 243L161 246L164 245V243L163 244ZM141 244H143L144 246L143 245L141 246ZM153 244H155L156 246H154ZM169 244L171 245V247H169ZM65 245H66V247H65ZM106 245L109 247V249H108V247H106ZM185 245L187 247H185ZM122 246H125V247H122ZM133 246L134 247L137 246L138 248L136 247V249H135ZM62 247H63V249H62ZM139 247L140 248L143 247V248L142 249H139ZM206 247H207V249L206 248L205 249L208 251V253H209V250L208 249H210V252H212L210 245H206ZM48 248H49V250H48ZM66 248H68V249H66ZM105 248H107V249H105ZM168 248H170V249L172 248L173 249L171 253H170V251L168 252V250H169ZM26 249L29 250L30 253H29V251L26 253L24 251ZM60 249L62 250V253H61V250ZM166 249H167V252L165 251ZM205 249H204V251H205V253H207V251ZM138 250L141 251L142 253L139 252ZM159 250H161L162 252L159 253L158 252ZM15 251H17V252H15ZM31 251H32V253H31ZM109 251H111V252H109ZM132 251H134V252H132ZM185 251H187V253ZM156 252H158L159 255H161L162 258ZM35 253H36V255H34ZM46 253H48V254H46ZM162 253H166V254H164L166 256L165 258H164V255ZM175 253H178V255H175ZM188 253H190V255ZM153 254H154V258H152L153 257ZM156 254H157V256H155ZM182 254L184 255V257L181 256ZM31 255H33V257ZM104 255H106V256H109L110 255L109 257L111 259L109 257H107L108 259L105 258ZM141 255H142V257H140ZM34 256H35V258H34ZM78 256H80V254ZM131 256H132V258H131ZM137 256H139L138 259H137ZM101 257H102V260H101L102 262L98 260V259H101ZM133 257H136V258L134 259ZM192 257L193 258L196 257L195 261L194 260H191ZM23 258H24L23 261H25L24 263L21 261V259H23ZM176 258H178V260ZM7 259H8V261H7ZM171 259L169 261H173ZM46 260H47V262H46ZM89 260H90V262H89ZM111 260L113 262H111ZM19 261H21V262H19ZM202 261H203V263H202ZM30 262L28 261V264ZM68 262H71V261L69 260ZM145 262H144V264L147 263V262L146 263ZM166 262L167 261H164V264H170V263H168V262L166 263ZM99 263H97V264H99ZM125 264H127V263H125ZM152 264H154V263H152ZM204 264H209V263L206 261V263H204ZM215 264H216V260H215Z\"/></svg>",
	"mask_w": 264,
	"mask_h": 264
},
{
	"label": "bare ground",
	"instance_id": "bare-ground-1",
	"mask_svg": "<svg viewBox=\"0 0 264 264\" xmlns=\"http://www.w3.org/2000/svg\"><path fill=\"white\" fill-rule=\"evenodd\" d=\"M62 1H64V0H62ZM79 1V2H78ZM91 2V4L92 5H90V6H88L89 5V3ZM102 0H68L67 2H66V4L67 5H69V11H70V13L71 14H74V15H76L75 13H78V16L76 17V16H74V17H76V19H80V17H81V11H83V13H86V15H85V17L86 18H88V20H87V23H88V21L89 20H92V22L93 21H95V20H93V18L94 17H96L97 18V15L98 16H101V18H102V15L104 14V10L103 9H101V8H103V4H102V2H104V4H106V6H109L110 7V9L108 10V12L106 11V13L104 14L105 15V17H103V18H110L111 20H113V22H116L117 20H119V21H121V20H123L124 19V17L125 16H128V15H125V12L126 11H124L127 7H125V6H121V4L123 5V4H126V2H127V0H125V3L123 2V0L121 1V0H108V1H106V0H103L102 2H101ZM144 1V0H143ZM152 1L153 0H151V2H148V0H147V2L148 3H150V4H148L147 2H142V6L144 7L142 10H141V14L142 15H146L145 16V18H153V15L154 14H156L157 12H155L154 11V9H155V7L157 6L158 7V5L157 4H160L161 3V1L159 2L158 0V3H156L155 2V0H154V3H152ZM170 1V0H169ZM213 1V0H212ZM219 1H221V0H215L214 2H213V4H212V2L210 1V0H208V2H210L211 4L210 5H219ZM56 2V1H55ZM61 2V1H60ZM59 2V3H60ZM74 2L76 3V4H74ZM82 2V3H81ZM87 2V6H85V8L83 9V7H81L82 5H80V4H83V3H86ZM107 2H108V4H107ZM122 2V3H121ZM132 2V1H131ZM172 2V1H171ZM185 2H186V5H191V6H193L194 5V3H192V2H194L193 0H185ZM78 3V4H77ZM98 3H100V4H98ZM121 3V4H120ZM163 3H168V2H166V0H165V2H162V4ZM182 3H183V1H182ZM205 3H207V1L205 2ZM65 4V3H64ZM96 4H98L97 6H96ZM103 6H102V5ZM110 4V5H109ZM52 5V4H51ZM62 6H60V10L61 9H63L64 10V5L63 4H61ZM115 5H117V6H115ZM161 5V4H160ZM165 5V4H164ZM59 6V5H58ZM57 6V7H58ZM84 6V5H83ZM94 6H96L97 8H100L101 10H103L104 12H101V10L100 9H96V7H94ZM168 6H170V5H168L167 4V7ZM172 6V5H171ZM139 7V6H138ZM157 7H156V10H158V9H160V8H158L157 9ZM165 7H166V5H165ZM185 6H183V8H184ZM195 7V6H194ZM199 7V6H198ZM212 7V6H211ZM216 7V6H215ZM55 8H56V6H55ZM68 8V7H67ZM141 8V7H140ZM182 8V6H176L175 7V9H176V11L178 12V13H180V10L181 9H183ZM196 8V7H195ZM203 8V7H202ZM217 8V7H216ZM216 8H214L213 7V10H215ZM53 9V8H52ZM52 9H50V11H49V14L50 15H48L49 16V18H48V20H46L47 22H46V27H45V30H46V33H50V32H52V30H53V27L55 26V20H56V18H60L59 17V15H60V13H53V10ZM58 9V10H59ZM83 9V10H82ZM133 9V8H132ZM131 9V10H132ZM194 9V8H193ZM199 9H201V8H199ZM140 10V9H139ZM210 10V9H209ZM54 11H56V9L54 10ZM65 11V10H64ZM77 11V12H76ZM160 11V10H159ZM165 11V10H164ZM169 11V10H168ZM204 11V10H203ZM211 11V10H210ZM33 12V11H32ZM155 12V13H154ZM176 12V13H177ZM183 12H184V10H183ZM213 12L214 11H212V14H213ZM35 13V12H34ZM101 13H103V14H101ZM177 13V14H178ZM204 13V12H203ZM210 13V12H209ZM59 14V15H58ZM70 14V15H71ZM128 14H129V12H128ZM149 14H152V16H149ZM157 14H159V13H157ZM207 14V13H206ZM64 14H62V17H64L63 16ZM69 15V14H68ZM69 15V16H70ZM83 15V14H82ZM96 15V16H95ZM188 15V14H187ZM214 15H216L215 13H214ZM55 16H57V17H55ZM80 16V17H79ZM122 16V17H121ZM132 16V15H131ZM157 16V15H156ZM155 16V17H156ZM183 16H184V14H183ZM210 16H211V14H210ZM54 17H55V20H54ZM79 17V18H78ZM184 17H186V16H184ZM207 17V16H206ZM212 17H213V15H212ZM10 17H8V19H9ZM26 18V17H25ZM46 18V17H45ZM69 17H67V19H65V20H67L68 22H69V20H70V18L68 19ZM84 18V17H83ZM90 18V19H89ZM100 18V20H102ZM126 18V17H125ZM151 18V19H152ZM158 18V17H157ZM186 18H188V17H186ZM13 19V18H12ZM23 19V18H22ZM38 19V18H37ZM47 19V18H46ZM62 19V18H61ZM75 18H73V22H71L70 21V23H74L75 24V20H74ZM121 19V20H120ZM150 19V20H151ZM180 19V18H179ZM183 19V18H182ZM185 19V18H184ZM183 19V20H184ZM192 19V18H191ZM191 19H189V20H191ZM202 19V18H201ZM221 19V18H220ZM24 20V19H23ZM34 20H35V18H32V20H31V22H34ZM82 20V18L80 19V21ZM99 20V21H100ZM106 20V19H105ZM111 20H109L110 22L109 23H111ZM164 20H165V18H164ZM183 20H181L180 21V24H186V23H183V22H185V21H183ZM189 20H187L186 22H189ZM193 20V19H192ZM13 21H15L14 19H13ZM37 21V20H36ZM66 21V22H67ZM77 21L78 20H76V23H77ZM82 21H84V20H82ZM103 21H104V19H103ZM151 21H153V20H151ZM201 21V20H200ZM255 21V20H254ZM9 22V21H8ZM57 24H62V23H65L64 22V20H63V22L59 19V21L57 20ZM68 22H67V24H68ZM90 22V21H89ZM91 22V23H92ZM102 22V21H101ZM106 22H108V21H106ZM106 22H104L105 24H107ZM155 22V21H154ZM182 22V23H181ZM192 22H196V24L198 25V23H197V21H190V23L192 24ZM207 22V21H206ZM206 22H205V24H206ZM27 23V22H26ZM70 23H69V25H70ZM78 23H79V21H78ZM108 23V24H109ZM119 23V22H118ZM117 23V24H118ZM152 23V22H151ZM175 23H179L178 21H176ZM203 23V22H202ZM19 24V23H18ZM45 24V23H44ZM66 24V25H67ZM86 24V23H85ZM89 24V23H88ZM107 24V25H108ZM148 24V23H147ZM153 24V23H152ZM173 24V23H172ZM191 24H187V26L188 27H190V25ZM208 24V23H207ZM6 25V24H5ZM15 25V24H14ZM17 25V24H16ZM60 25H59V27H60ZM63 25V24H62ZM65 25V24H64ZM63 25V26H64ZM82 25V23L80 24V26ZM84 25V24H83ZM87 25V24H86ZM86 25H85V27H86ZM91 25V24H90ZM90 25H89V27H90ZM92 25H93V23H92ZM193 25V24H192ZM192 25H191V27H192ZM22 26V25H21ZM25 26V25H24ZM35 26V25H34ZM33 26V27H34ZM41 26H42V24H41ZM95 26V25H94ZM110 26H112V24H110L109 25V27ZM148 26H150V25H148ZM173 26H175V24L173 25ZM172 26V27H173ZM178 25H176L175 26V28L177 27ZM180 26V25H179ZM186 26V25H185ZM184 26V27H185ZM224 26V25H223ZM231 26V25H230ZM3 27V26H2ZM26 27H28L27 25L25 26V28H24V30H23V32L21 33V34H23L21 37L22 38H26L25 39V43H27L31 38H28L29 40H27V37H29V36H31V35H28L29 34V30L30 29H28V30H26ZM30 27V26H29ZM43 27V26H42ZM73 27H75L74 25H73ZM119 27V26H118ZM169 27V26H168ZM167 27V28H168ZM195 27V26H194ZM197 27V26H196ZM202 27V26H201ZM218 27V26H217ZM233 27V26H232ZM44 28V27H43ZM88 28V27H87ZM103 28V27H102ZM108 28V26H106V29ZM113 28H116V26H115V23H114V27ZM112 28V29H113ZM169 28H171V27H169ZM82 29V28H81ZM104 29V28H103ZM117 29V28H116ZM173 28H171V30H172ZM177 29V28H176ZM175 29V30H176ZM179 29V28H178ZM187 29H189V28H186L185 30H187ZM19 30V29H18ZM58 30V29H57ZM108 30V29H107ZM107 30H104V31H107ZM110 30V29H109ZM115 29H113V31H114ZM192 30H194V28H192ZM199 30V29H198ZM232 30V29H231ZM75 31H77L76 29H75ZM88 31H89V29H88ZM96 31V30H95ZM118 31H119V28H118ZM173 31H174V29H173ZM181 33H182V31L184 32V28H183V30L181 31V28H180V30H179ZM179 31H177L176 30V32H179ZM191 31V30H190ZM189 30H188V32H186L187 34L190 32ZM233 31V30H232ZM260 31V30H259ZM262 31V30H261ZM260 31V32H261ZM264 31V30H263ZM41 32V31H40ZM39 32V33H40ZM54 32V31H53ZM55 32H56V30H55ZM79 32V31H78ZM111 32V31H110ZM117 32V31H116ZM116 32H114L115 34H116ZM172 32V31H171ZM15 33H17V32H15ZM44 33V32H43ZM57 33H58V31H57ZM57 33H56V35H57ZM62 33V32H61ZM60 32H59V34H61ZM66 33V32H65ZM76 32H74V34H75ZM86 33V32H85ZM99 33V32H98ZM262 33V32H261ZM40 34H42V32L40 33ZM45 34V33H44ZM58 34V35H59ZM69 32H68V36H69ZM73 34V33H72ZM87 34V33H86ZM97 34V33H96ZM111 34H112V32H111ZM183 34V33H182ZM194 34V33H193ZM192 34V35H193ZM263 34V33H262ZM14 34H12L11 35V37L13 36ZM19 35V34H18ZM47 35V34H46ZM50 35H52V33L50 34ZM54 35V34H53ZM185 36H187L186 34H184ZM189 35V34H188ZM215 35V34H214ZM5 36H7V35H5ZM76 36V35H75ZM74 35L72 36V38L73 37H75ZM86 36V35H85ZM88 36V35H87ZM198 36V35H197ZM217 36H219V35H217ZM227 36V35H226ZM32 37H34V36H32ZM39 37V36H38ZM38 37L36 38V37H34V38H36V39H38ZM42 36H40V38H41ZM48 37V36H47ZM51 37H53V36H51ZM77 37V36H76ZM76 37L75 38H73L72 40H73V42L75 41V39H76ZM43 38V37H42ZM49 38V37H48ZM48 38H43V40L45 39V40H47ZM54 38H56V37H54ZM195 38V37H194ZM203 38V37H202ZM210 38V37H209ZM212 38V37H211ZM214 38H216V35H215V37ZM231 38V37H230ZM7 39H9V38H7ZM11 39V38H10ZM59 39V38H58ZM88 39H90V37L88 38ZM97 39H99V38H97ZM16 40V39H15ZM14 40V41H15ZM32 40V39H31ZM30 40V41H31ZM35 40V39H34ZM40 40V39H39ZM42 40V41H43ZM45 40H44V42H43V44L45 43ZM52 40V39H51ZM71 40V41H72ZM203 40V39H202ZM210 40V39H209ZM226 40V39H225ZM232 40V39H231ZM5 41H6V38H5ZM38 40H36L35 42H37ZM55 41H56V39H55ZM85 41V40H84ZM98 41V40H97ZM237 41V40H236ZM11 42H12V40H11ZM16 42H18V40L16 41ZM21 42V41H20ZM32 42H33V40H32ZM57 43H58V40L56 41ZM72 42V43H73ZM76 42V41H75ZM75 42H74V44H73V46L74 45H76L75 44ZM77 42H78V40H77ZM5 43V42H4ZM10 43V42H9ZM8 43V44H9ZM23 43V42H22ZM47 43V42H46ZM49 43V42H48ZM47 43V44H48ZM55 43V42H54ZM79 43V42H78ZM197 43V42H196ZM210 44H212V42H209ZM209 43H207V45H205V47L204 48H207L208 46L209 47H211V46H213L214 44H212L211 46L210 45H208ZM233 43V42H232ZM238 43V42H237ZM14 44H16L15 42H14ZM29 44V43H28ZM33 44V43H32ZM43 44H42V46H43ZM51 43H49V45H50ZM53 44V43H52ZM228 44H230V43H228ZM21 45V44H20ZM30 45V44H29ZM39 45H41V43L39 44ZM72 45V44H71ZM219 45V44H218ZM16 46H17V44H16ZM44 46H45V44H44ZM60 47H61V44L59 45ZM66 46V45H65ZM72 46V47H73ZM207 46V47H206ZM217 46V45H216ZM22 47V46H21ZM25 47V46H24ZM37 47V46H36ZM39 47V46H38ZM37 47V48H38ZM46 48H45V50L43 49V51H46V49H47V45L45 46ZM55 47V46H54ZM54 47H52V48H54ZM58 47V46H57ZM59 47V48H60ZM77 47H78V45H77ZM197 47L198 46H196V49H197ZM2 48H4V46L2 47ZM8 48V47H7ZM19 48V47H18ZM17 48V49H18ZM30 48V47H29ZM36 48V49H37ZM49 48V47H48ZM62 48V47H61ZM63 48H65V47H63ZM71 48V47H70ZM203 48V49H204ZM212 48H214V46L212 47ZM211 48V49H212ZM235 48V47H234ZM262 48H264V46L262 47ZM21 49H23V48H21ZM28 49V48H27ZM40 49H41V47H40ZM72 49H74V48H72ZM90 49V48H89ZM88 49V50H89ZM122 49V48H121ZM120 49V50H121ZM130 49H132V48H130ZM198 49H200V48H198ZM197 49V50H198ZM203 49H201L202 51H203ZM210 49V50H211ZM216 49V48H215ZM214 49V50H215ZM218 49H220V48H218ZM218 49H217V51H216V53L218 52ZM224 49V48H223ZM0 50H1V48H0ZM8 50V49H7ZM13 50H16V49H13ZM30 50H32V49H30ZM34 50H35V48H34ZM50 50V49H49ZM53 50H56L55 48L53 49ZM68 50H70V49H68ZM68 50H66V51H68ZM119 50V51H120ZM122 50H124V49H122ZM121 50V51H122ZM196 50V51H197ZM199 51V52H202V51ZM208 50V49H207ZM208 51L209 52V54L212 56V53H213V51ZM250 50V49H249ZM3 51V50H2ZM6 51V50H5ZM4 51V52H5ZM22 50H20V52H21ZM33 51V50H32ZM42 51V52H43ZM57 51V50H56ZM71 52H72V50H70ZM69 51V52H70ZM120 51V52H121ZM125 51V50H124ZM130 51V50H129ZM154 51V50H153ZM205 51V50H204ZM232 51V50H231ZM238 51V50H237ZM243 51V50H242ZM7 52H9L10 53V49H9V51H7ZM13 52V51H12ZM15 52V51H14ZM36 52H37V50H36ZM47 52H50V51H48V49H47ZM59 52V51H58ZM58 52H56V53H58ZM108 52V51H107ZM123 52V51H122ZM122 52L120 53V55L122 54ZM198 51H197V53H199ZM211 52V53H210ZM227 52V51H226ZM6 53V52H5ZM31 53V52H30ZM54 54V52H51V54ZM68 53V52H67ZM81 53V52H80ZM112 53V52H111ZM115 53H117V52H115ZM131 53H133L132 51H131ZM130 53V54H131ZM203 53V52H202ZM201 53V54H202ZM205 53V52H204ZM206 53H207V51H206ZM220 54H221V52H219ZM230 53H232V52H230ZM234 53V52H233ZM232 53V54H233ZM248 53H250V52H248ZM7 54V53H6ZM11 54V53H10ZM19 54H22V52L21 53H19ZM96 54V53H95ZM125 54V53H124ZM124 54H122V55H124ZM129 54V55H130ZM133 54H135V53H133ZM223 54V53H222ZM225 54V56L227 55L226 53H224ZM229 54V53H228ZM244 54V53H243ZM247 54V53H246ZM9 54H7V56H8ZM12 55V54H11ZM23 55V54H22ZM22 55L20 56V58L22 57ZM39 55H40V53H39ZM39 55H36V56H39ZM42 55V54H41ZM59 55V54H58ZM91 55V54H90ZM92 55H93V53H92ZM91 55V56H92ZM96 55H100V54H96ZM101 55H103V54H101ZM108 55V54H107ZM126 56H125V58H126V60L128 61V58H129V56H127V54H125ZM132 55V54H131ZM130 55V56H131ZM137 55V54H136ZM141 55V54H140ZM205 55V54H204ZM203 55V56H204ZM207 55V54H206ZM214 55V54H213ZM216 55H218V54H216ZM231 55V54H230ZM229 55V56H230ZM251 55V54H250ZM3 56V55H2ZM53 56H57V55H53ZM82 56H84V55H82ZM87 56V55H86ZM95 56V55H94ZM109 56V55H108ZM116 56V55H115ZM149 56V55H148ZM190 56V55H189ZM188 56V57H189ZM208 56V55H207ZM231 56H233V55H231ZM9 57H10V55H9ZM43 57V56H42ZM42 57H40V58H42ZM60 57V56H59ZM68 57V56H67ZM97 57V56H96ZM100 57V56H99ZM103 57H105V55L104 56H102V58ZM121 57H123V56H121ZM121 57H119V58H121ZM128 57V58H127ZM138 57H141V56H137V58ZM213 57V56H212ZM218 57V56H217ZM217 57H215V58H217ZM223 57V55H221V57H220V59ZM242 57V56H241ZM3 58V57H2ZM7 58V57H6ZM11 58V57H10ZM19 57H17V59H18ZM19 58V59H20ZM55 58V57H54ZM57 58H58V56H57ZM61 58V57H60ZM63 58V57H62ZM85 58V57H84ZM90 58V57H89ZM111 58V57H110ZM119 58H117V59H119ZM143 58V57H142ZM146 58V57H145ZM156 58V57H155ZM214 58V57H213ZM219 58V57H218ZM12 59V58H11ZM75 59V58H74ZM82 59H83V57H82ZM88 59V58H87ZM94 59V58H93ZM96 59H99V58H96ZM105 60L107 59V58H104ZM132 59V58H131ZM154 59V58H153ZM203 59H205V58H202L201 56H198L197 58H196V60H195V62H196V66H193V73H195V74H193L192 73V75L194 76V75H197L196 77V79H195V81L193 82L194 84H192L191 86H194L193 88H194V90L196 91V90H199V89H196V87H198L200 84L201 85H203L202 83H199V81L201 82L202 80H200V79H204V76H203V70H205V71H210V69L211 68H209V69H205V64H204V62H203ZM21 60V59H20ZM19 60V61H20ZM23 60V59H22ZM26 60V59H25ZM41 60H43V58L41 59ZM44 60H45V58H44ZM73 60V59H72ZM76 60V59H75ZM92 60V59H91ZM103 60V59H102ZM108 60V59H107ZM110 60V59H109ZM114 60V59H113ZM132 60H134V59H132ZM194 59H192V61H193ZM213 61H217L216 59L214 60V59H212ZM212 60L210 61V62H212ZM221 60H223V58L221 59ZM232 60V59H231ZM2 61V60H1ZM1 61H0V63H1ZM8 61V60H7ZM19 61H18V63H19ZM40 61V60H39ZM53 61V60H52ZM64 61H67V60H64ZM70 61V60H69ZM80 61V60H79ZM86 61V60H85ZM120 61V60H119ZM127 61L125 62V60H124V62L125 63H127ZM135 61H138V60H135ZM149 61H150V59H149ZM183 61V60H182ZM190 61V60H189ZM11 62V61H10ZM27 62V61H26ZM44 62V61H43ZM45 62H47V61H45ZM44 62V63H45ZM50 62V61H49ZM60 63L59 62V59H58V61H56V63ZM74 62V61H73ZM108 62V61H107ZM129 62H130V60H129ZM139 62V61H138ZM153 62V61H152ZM194 62V63H195ZM218 62H221V61H219L218 60ZM218 62H216V63H218ZM232 62V61H231ZM9 63V62H8ZM8 63H7V65H8ZM40 63V62H39ZM43 63V64H44ZM61 63H63V62H61ZM68 63V62H67ZM70 63L72 64V62L70 61ZM70 63H68V64H70ZM75 63V62H74ZM74 63L72 64L73 66H74ZM77 63V64H76ZM76 67H78V62L76 61ZM94 63H95V65H96V60L94 61ZM116 63H119V62H116ZM151 63V62H150ZM156 63H158V62H155V64ZM206 63V62H205ZM224 63H225V61H224ZM224 63H221V64H224ZM28 64V63H27ZM27 64H23V65H27ZM42 64V63H41ZM42 64V67L43 66H45V64L43 65ZM51 64V63H50ZM54 64H55V62H54ZM65 64V63H64ZM83 64V63H82ZM88 64H89V62H88ZM100 64V63H99ZM107 64V63H106ZM114 64H115V62H114ZM121 64H123V63H121ZM127 64H130V63H127ZM139 64V63H138ZM138 64L137 65H135V66H138ZM142 64V63H141ZM144 64V63H143ZM166 64V63H165ZM164 64V65H165ZM171 64V63H170ZM206 64H208V63H206ZM213 64V63H212ZM20 65V64H19ZM66 65V64H65ZM80 65L81 64H79V67L78 68H80ZM95 65H94V67H95ZM145 65V64H144ZM152 65V64H151ZM225 66H226V64H224ZM224 65H222L223 67H225ZM263 65V64H262ZM4 66V65H3ZM18 66V65H17ZM17 66H16V70L18 69L17 68ZM41 66V65H40ZM63 66V65H62ZM73 66H71V68L73 67ZM110 66H111V64H110ZM110 66H109V69H110ZM114 66V65H113ZM127 66V65H126ZM141 66V65H140ZM150 66V65H149ZM155 66V65H154ZM153 66V67H154ZM171 66V65H170ZM208 66V65H207ZM219 66H221L220 64H219ZM221 66V67H222ZM258 66V67H257ZM256 66V68L255 67H252V69H250L251 70V72L250 71H247V72H250V74L249 73H247V72H240L241 74L242 73H246V74H249L248 76L247 75H245V77L244 78H242L243 76H239V75H236L235 76V74H233L232 76L234 77V79L236 78V80H234V81H236V82H233L232 81V79H230V77H231V75L229 76L228 75V83H227V85H226V87H228V89H230L231 90V92L233 93V88L236 86V85H239L240 86V88H241V92H243L242 94V96H243V98H242V101L236 106V105H233V103H232V105H230V99H229V97H222L221 98V100L223 101V103H224V105L222 106V110H221V112L219 113V115H217V112H215V113H212L211 111H212V109L209 107V105H208V102H204L203 104H202V107H201V109H202V111H203V116L202 117H200V118H198L197 120H193V115H189V116H187L186 117V121L187 122H185V123H188V119L189 120H191L192 119V121H191V123L190 124H192V122H193V125H192V127H186V128H189V130L188 131H184V132H177V133H179V134H175L174 132H176V131H174L173 130V124H172V120H173V118L175 117V118H177L178 116L180 117V118H182L183 116H184V110H187V108H189V107H185L187 104L188 105H194V101H195V97H194V90L193 89H191V91H190V87H187L188 89H189V93H188V90H186L185 92L186 93H173V94H177L178 96H179V94L181 95L180 97L181 98H179L178 100H177V98L175 99V101H173L174 102V104H172L173 102H170V100H168V99H163L164 97H168V96H170V94H169V92L167 91V89L165 88V90L168 92L167 93V95L168 96H165V95H163V98H162V102L164 103V102H166V103H164V105H166V107H168V109L166 110L167 112H166V114L164 113L165 112V110H163V108H164V106H163V108H162V112H160V113H162V114H160V115H163V113H164V115H166V118H164V116H162L163 117V120L159 117L160 115H158V117H159V119H161V121L163 122V125H161L159 122V124H160V126H159V124L157 123V121H156V123L154 122V124H158L157 126H159L160 128V130L159 129H157L158 127H156L153 123H152V125H154L155 127H156V130H155V127H154V129H153V127H151L153 130H152V132H151V130H150V128H149V130H150V134H144L143 132H145V131H147V130H144V129H142V127H145L143 124H141V123H138L137 122V120L136 119H134V118H136V116L133 118V115H132V117H127V116H129V115H131V114H127V116L126 115H124V117L126 118L127 117V120H129L130 118H132V122H127V121H122L123 123H125V124H127L126 125V127L127 128H129V127H132V130H136V129H134L135 128V120H136V122L138 123V124H136L137 126L138 125H143V126H141V129L142 130H144L143 132H141L140 130H137L136 131V134L138 135V137H137V135H135L133 132V136H134V138H132L131 137V135H132V133L130 134L129 132H131V131H127V132H125L126 134L128 133V136H129V139L127 138V136H125L126 134H123L124 136H125V139H123V141H122V143H121V145L119 144V142H121L120 140H121V138H120V136H119V138H120V140H119V142H118V140L116 141L117 143H113L114 145L113 146H111V148L113 147H115L114 149H112V151H110L111 150V148H110V150L109 151H107L106 150V148L107 147H110V146H106V148H105V150L103 151V152H101L100 154V156L98 157V159L97 160H95V164H94V166H95V168L93 169V171L92 172H90L89 173V171H87V172H85V174L83 175L84 177L82 178V179H75V180H72V182H74V183H78V182H82V183H85L86 184V186H89V184L90 183H93L94 184V182H95V185L97 186V184L96 183H100L102 180L101 179H103V180H107L109 183H111V184H113V186H115V183H114V181L116 182V181H118V180H123V181H125V179L126 178H124V176L126 175V174H124V173H126V172H124V171H126L125 169H126V165L127 164H129V167L133 170L132 171V173L130 174L131 176H129V179H131L130 180V182H132V180L135 178L136 179V177L137 176H140V173L142 172V171H145L146 169H141V164L143 163V162H145V164H147V166H148V171L150 172V174L152 175V176H154V175H157V177L159 176L160 178H161V180L164 178V179H171V178H174V180H175V186H176V188L177 189H174V188H172L171 190H173L174 192V194H175V196L176 197H179V198H176V199H178V200H181V201H179L181 204L180 205H185V203H186V206H189L190 208L188 209V210H186V211H188V214H187V216H188V218H189V220L191 221V219H192V222L193 223H196V224H201L200 223V221L201 220H205V218L206 217H209V219H210V221L212 220L213 221V223H214V230L215 231H213V228H209V226H211V225H207L206 227H205V229H206V233H205V231H204V226H202V224H201V227L199 228L198 226H194L195 228H199L198 229V232H200V233H202V229H203V231H204V235L203 236H200L201 238L202 237H204L203 239H202V242H200L199 241V239L198 238H195L194 240H192L191 242H192V245H190L189 247H191V250L193 249L194 251L195 250H197L198 249V254L200 255V254H202V256H201V258H203V259H201V260H204L205 261V258H206V261L209 263V264H215V260H216V264H264V209H261L260 207H258L257 206V204H260V206H261V202H263L264 203V164L261 162V163H259V162H255V159L256 160H260V158H262L263 157V155H264V135H262V136H260L258 139H257V142H256V144H257V147H256V149H254V153H255V156H254V159L252 158V156H250L249 158H246V159H244V160H241V163H240V165H239V170L237 171V170H235V169H230L227 173H224V174H218V173H215V171L217 170V166H219L222 162H224V163H230L231 162V160L233 159V158H235V156H236V154H235V150H236V147L237 146H239V143H241V141H243V139H240V138H238V136H240L241 138H242V136L239 134V131L242 129V131H243V133H247V134H252L253 132H254V130L256 131V129H250V126H249V124H252L251 123V119L252 118H256V119H258V117H263V115H264V72H261L260 73V75L259 74H257V73H259L260 71H262L261 70V68H259V65H257ZM20 67V66H19ZM54 67V66H53ZM70 67V66H69ZM88 67V66H87ZM93 67V68H94ZM108 67V66H107ZM115 67V66H114ZM118 67H119V64H118ZM124 67V66H123ZM122 67V68H123ZM127 67H129V66H127ZM139 67V66H138ZM160 67H161V65H160ZM163 67V66H162ZM164 67H166V66H164ZM190 66H188V68H189ZM215 67V66H214ZM220 67V68H221ZM222 67V68H223ZM264 67V66H263ZM47 68V67H46ZM56 68V67H55ZM60 69H61V67H59ZM65 68H67L68 69V67H65ZM70 68V69H71ZM90 68V67H89ZM131 68H133L134 69V67H131ZM136 68V67H135ZM142 68H144L143 67V65H142ZM151 69H152V66L150 67ZM212 68H213V65H212ZM217 70L215 69V68H213L212 70H214L215 69V71H218L219 69H218V65H217ZM259 68V69H258ZM11 69V68H10ZM14 69V70H15ZM21 69V68H20ZM35 69V68H34ZM38 69H40V68H38ZM53 69V68H52ZM64 69V68H63ZM63 69H62V71H63ZM73 69V68H72ZM76 69V68H75ZM96 69V68H95ZM102 69V68H101ZM120 69H121V67H120ZM119 68H118V70H120ZM125 69V68H124ZM123 69V70H124ZM132 69V70H133ZM146 69V68H145ZM145 69H143V70H145ZM154 69V68H153ZM158 69V67L155 69V70H157ZM168 69V68H167ZM169 69H170V67H169ZM248 69V70H249ZM0 70H2L3 71V69H1L0 68ZM13 70V69H12ZM12 70H11V73H12ZM23 70V69H22ZM42 70H44V69H42ZM41 70V71H42ZM57 71H58V69H56ZM69 70V69H68ZM77 70V69H76ZM118 70H116L117 72L116 73H118L119 71ZM131 70V69H130ZM138 70V69H137ZM137 70H135V71H137ZM140 70V69H139ZM161 70H162V68H161ZM161 70H158V71H161ZM165 70H166V68H165ZM165 70H162L163 72L165 71ZM171 70V69H170ZM212 70L210 71L211 72V76H210V78H211V80H214L213 79V77L215 76H213L212 75ZM225 70V69H224ZM223 70V71H224ZM260 70V71H259ZM8 71V70H7ZM6 70H5V72H7ZM24 71H26V70H24ZM52 71V70H51ZM55 71V70H54ZM53 71V72H54ZM69 71H71L72 72V70H69ZM75 71V70H74ZM107 71H108V69H107ZM141 71V70H140ZM140 71L138 72V74H141L142 75V72L143 71H141V73H140ZM158 71H156V72H154V73H157ZM174 71H175V69H174ZM185 71V70H184ZM190 71H192V69L190 70ZM214 71V72H215ZM263 71H264V68H263ZM4 72V71H3ZM18 72H19V70H18ZM38 72V71H37ZM49 73H50V71H48ZM52 72V73H53ZM65 72V71H64ZM71 72H67V74L69 73V75L71 74ZM77 72L78 71H76V72H73L74 74L76 73L77 74ZM93 72H94V70H93ZM97 72V71H96ZM98 72H102V71H98ZM110 71H108V74H110L109 73ZM112 72V71H111ZM131 72V71H130ZM162 72V73H163ZM209 72V73H210ZM221 72V71H220ZM8 73H10V72H8ZM11 73H10V75H11ZM19 73H21V72H19ZM18 73V77L20 78V76L19 75H21V74H19ZM45 73V72H44ZM58 73L59 72H57V75H58ZM113 73H114V71H113ZM113 73H111L112 75H113ZM122 73V72H121ZM123 73H124V71H123ZM161 73V74H162ZM169 73H171V72H168L166 75L167 76H169ZM216 73V72H215ZM223 73V72H222ZM235 73V72H234ZM2 74V73H1ZM24 74V73H23ZM32 74V73H31ZM39 74V73H38ZM43 74V73H42ZM65 75V73H64V76H68V75ZM75 74V75H76ZM83 74H87V73H83ZM90 74V73H89ZM98 73H96V75H97ZM101 74V73H100ZM104 74V73H103ZM120 74V73H119ZM151 75V73H148V75ZM175 74V73H174ZM185 74V73H184ZM206 74V73H205ZM219 74V73H218ZM224 74H226V73H224ZM236 74H238V73H236ZM3 75H4V73H3ZM8 75V74H7ZM7 75H5V77H7ZM13 75H14V73H13ZM45 75V77L47 78V74H43L42 76H44ZM55 75V74H54ZM74 75V76H75ZM93 75V74H92ZM96 75H94V77H96ZM123 74H121L120 76H122ZM146 75V74H145ZM192 75H183L184 76V79L182 80L184 83L185 82H187V80L189 79V77H191ZM42 76H41V78H42ZM71 76H73L72 74H71ZM118 76V75H117ZM116 76V77H117ZM143 76V75H142ZM152 76H154V75H152ZM166 76V77H167ZM173 76V75H172ZM179 76H180V74H179ZM208 76V75H207ZM217 76V75H216ZM216 76H215V78H216ZM2 77V76H1ZM10 77H12V76H9L7 79H9ZM17 77V78H18ZM50 77V75L48 76V78ZM82 77V76H81ZM88 78H89V76H87ZM94 77L92 78L93 80H94ZM113 78H114V76H112ZM124 77L125 78H127L128 76H125L124 75ZM146 77V76H145ZM149 77V76H148ZM156 77V76H155ZM162 77V76H161ZM175 77V76H174ZM173 77V78H174ZM195 77V76H194ZM224 77H226V76H224ZM247 77H249V78H247ZM251 77V78H250ZM3 78V77H2ZM15 78V77H14ZM23 78H24V80H25V82L27 81L26 79H25V77L23 76ZM30 78V77H29ZM53 78V77H52ZM57 78V77H56ZM56 78H55V80H56ZM62 78H63V76H62ZM98 78H101V77H98ZM106 78H107V75H106ZM106 78H104V79H106ZM124 78V79H125ZM134 78V77H133ZM141 79H142V77H140ZM164 78V77H163ZM167 78H169V77H167ZM175 78H177V77H175ZM209 77H208V79H207V81L210 79ZM232 78V77H231ZM1 79V78H0ZM4 80H2V81H4L5 82V78H3ZM70 79H71V77H70ZM75 79V78H74ZM81 78L79 77V79L78 80H80ZM120 79V78H119ZM144 79V78H143ZM154 79V78H153ZM155 79H157V78H155ZM154 79V81H156ZM0 80V82H2ZM11 80V79H10ZM18 80V79H17ZM22 80V79H21ZM29 80V79H28ZM49 80V79H48ZM53 80V79H52ZM64 80V79H63ZM73 79H71V80H69L68 79V83L69 82H71ZM82 80V79H81ZM80 80V81H81ZM87 80V79H86ZM97 80H99L100 81V79H95V81H97ZM116 80H117V78H116ZM165 80V79H164ZM176 79H174L173 81H175ZM180 79H178V81H179ZM206 79H204V81H205ZM8 82H9V80H7ZM20 81V80H19ZM23 81V80H22ZM31 82H32V80H30ZM45 81V80H44ZM46 81H47V79H46ZM57 81V80H56ZM60 81V80H59ZM113 81V80H112ZM125 81H127V80H125ZM132 81V80H131ZM151 81V80H150ZM49 82V81H48ZM54 83H56L55 81H53ZM52 81H51V84L50 83H47L49 86L50 85H52L51 87H53V89H54V86H53V83ZM67 82V81H66ZM66 82H65V84H66ZM73 82L74 83H76L77 84V81L75 82V80H73ZM83 82H86V81H83ZM83 82H81V84L83 83ZM88 82H89V80H88ZM92 82H94V81H92ZM92 82H89V84H92ZM101 82V81H100ZM103 82V81H102ZM118 82V81H117ZM124 81H122L121 83H123ZM130 82V81H129ZM141 82H144V81H142L141 80ZM153 82V81H152ZM152 82H151V84H152ZM161 83H163L162 82V80L160 81ZM182 82V84L184 85V83ZM203 82V81H202ZM210 82V81H209ZM209 82H206V83H208L209 85H212L213 84V82H212V84L211 83H209ZM226 82V81H225ZM3 83V82H2ZM57 83H58V81H57ZM67 83V85H69ZM73 83V86L75 87L76 86V84H74ZM80 82H78V86L80 85V87L82 86L83 87V85H81V84H79ZM95 83H98V82H95ZM111 83V82H110ZM135 83V82H134ZM190 83V82H189ZM205 83V82H204ZM1 84V83H0ZM4 84V83H3ZM6 84H8L9 85V83H6ZM19 84V83H18ZM27 84V83H26ZM31 84V83H30ZM33 84H35V83H33ZM40 84V83H39ZM43 84V83H42ZM61 83H58V85H60ZM64 84V85H65ZM71 84H72V82H71ZM89 84H87L88 86H89ZM117 84V83H116ZM125 84V83H124ZM145 84V83H144ZM171 84V83H170ZM178 84V83H177ZM7 85V86H8ZM11 85V84H10ZM9 85V86H10ZM12 85H14V84H12ZM11 85V86H12ZM21 85V84H20ZM32 85V84H31ZM30 85V86H31ZM57 85V84H56ZM62 85V84H61ZM67 85H65V86H67ZM86 85V84H85ZM93 85H94V83H93ZM93 85H91V86H93ZM97 85V84H96ZM120 85V84H119ZM133 85V84H132ZM159 85H160V83H159ZM167 85V84H166ZM169 85V84H168ZM179 85H180V83H179ZM200 85V86H201ZM205 85V84H204ZM217 85V84H216ZM4 86H5V84H4ZM9 86L8 87H6L7 89L9 88ZM29 86V87H30ZM37 85H34V88L36 87ZM42 86V85H41ZM64 86V87H65ZM72 86V87H73ZM88 86H86V88H85V86H84V88L85 89H87V88H89ZM99 86V85H98ZM104 86V85H103ZM103 86H102V88L101 89H103ZM106 86V85H105ZM121 86V85H120ZM125 86V85H124ZM135 86H137V85H135ZM138 86H141V85H138ZM153 86H155L154 88H156V85H154L153 84ZM163 86H165V85H163ZM176 85H174V87H175ZM182 86V85H181ZM187 86H188V84H187ZM199 86V87H200ZM1 87V86H0ZM15 87H16V85H15ZM25 87H27L28 88V86H25ZM57 87V86H56ZM55 87V88H56ZM62 87V86H61ZM64 87H62V88H64ZM71 87V86H70ZM70 87H69V89H70ZM71 87V88H72ZM79 87V88H80ZM94 87H97V86H94ZM94 87L92 88H89V89H92L93 91H94ZM100 87V86H99ZM118 87V86H117ZM144 87L145 86H143V89H144ZM147 87H149L148 85H147ZM146 87V88H147ZM177 87V86H176ZM175 87V88H176ZM180 87V86H179ZM184 87V86H183ZM198 87V88H199ZM208 87V86H207ZM211 88H210V91H212L213 92V94H207L208 92H209V90H205L206 92H205V95L208 97V96H210V95H213V96H216V95H219V94H225V92L223 93V90H225V87H224V89L222 88V91H220V90H217V89H213V86H210ZM230 87V88H229ZM5 88V87H4ZM3 88V86H2V89H4ZM5 88V89H6ZM11 88V87H10ZM38 88V87H37ZM36 88V89H37ZM43 88V87H42ZM68 88V87H67ZM76 88V87H75ZM75 88H73V90H71L70 89V91H72V92H74L75 91ZM78 88V89H79ZM105 88V87H104ZM128 88V87H127ZM141 88V87H140ZM181 89H182V87H180ZM186 88V89H187ZM7 89H6V92H7ZM18 89H21V88H18ZM33 89V88H32ZM40 89V88H39ZM69 89H68V91H69ZM138 89V88H137ZM151 89V88H150ZM149 89V90H150ZM157 89V88H156ZM155 89V90H156ZM161 89V87L159 88V90ZM163 89V88H162ZM161 89V90H162ZM168 89H171V88H168ZM181 89H179V90H181ZM184 89V88H183ZM213 89V90H212ZM12 90H14L13 89V87H12ZM15 90H17V89H15ZM23 90V89H22ZM26 90V89H25ZM30 91H31V88L29 89ZM42 90V89H41ZM57 90V89H56ZM63 90H66V89H63ZM76 90H77V88H76ZM88 90V89H87ZM87 90H86V92H87ZM91 90V91H92ZM96 90V89H95ZM107 90V91H106ZM119 90V89H118ZM125 90V89H124ZM155 90H153V91H155ZM158 90V89H157ZM176 91H177V89H175ZM192 90H193V94L192 93H190V92H192ZM0 91L2 92L3 90H1V88H0ZM44 91V90H43ZM67 91V90H66ZM67 91V92H68ZM79 91H81V92H79L78 94H80V93H83L84 92V89H82V90H79ZM101 91H103V90H101ZM109 90L108 89H105L104 90V92L105 93H107ZM163 91V90H162ZM166 91H163V92H165L166 93ZM172 92L174 91V90H171ZM175 91V92H176ZM0 92V93H1ZM3 92H5V90L3 91ZM10 92H11V90H10ZM53 92V91H52ZM57 92V91H56ZM55 92V93H56ZM61 92H62V90H61ZM77 92V91H76ZM86 92H84V93H86ZM89 92V91H88ZM86 93L87 95L89 94V93ZM96 92V91H95ZM115 92V91H114ZM120 92V91H119ZM119 92H118V94H119ZM124 92V91H123ZM139 92H141V91H139ZM151 92L152 91H150V95H151ZM158 92V91H157ZM162 92V93H163ZM171 92V93H172ZM180 92V91H179ZM231 92H229V93H231ZM18 93V92H17ZM37 93V92H36ZM41 93H43L42 91L40 92V94ZM69 94V98L72 96L71 94H70V92H68ZM83 93V94H84ZM94 93V92H93ZM104 93V94H105ZM144 93V92H143ZM154 93V92H153ZM152 93V96L153 95H155V93L153 94ZM164 93V94H165ZM210 93V92H209ZM231 93V94H232ZM7 94H9V92L7 93ZM13 94H14V92H13ZM16 94V93H15ZM31 94H33V92L31 93ZM38 94V93H37ZM37 94H34L35 95V97L33 96V99H35L36 98V95ZM64 93H62V95H63ZM77 94V93H76ZM76 94H74V95H76ZM86 94H84V95H86ZM92 93L90 92V96H92L91 95ZM94 94H96V93H94ZM103 94V95H104ZM108 94V93H107ZM113 94V96H115V93H111L110 95H106V97H108L109 98V101H110V97H111V95ZM117 93H116V95H118ZM142 94V93H141ZM141 94H140V96H141ZM204 94V93H203ZM5 95V94H4ZM20 95H22V94H19V96ZM23 95H24V93H23ZM25 95H27V94H25ZM57 95H60V94H58L57 93ZM56 95V96H57ZM65 95V94H64ZM67 95V94H66ZM84 95H82V96H84ZM100 95H102L101 94V92H100ZM100 95H98L99 97H100ZM137 95V94H136ZM147 96H148V94H146ZM149 95V96H150ZM176 95V96H177ZM229 96H230V94H228ZM1 96H3V95H1ZM8 96V95H7ZM6 96V98H8L9 99V97H10V94H9V97H7ZM13 96V95H12ZM31 96V95H30ZM44 96V95H43ZM52 96H55L54 95V93H53V95ZM77 96V95H76ZM90 96H89V100H90ZM95 96V95H94ZM93 96V97H94ZM98 96H97V98H98ZM123 96V95H122ZM129 96V95H128ZM128 96H127V98H128ZM149 96H148V98H149ZM158 96H159V92H158ZM172 96V95H171ZM177 96V97H178ZM20 97H22V96H20ZM45 97V96H44ZM48 97V96H47ZM63 97V96H62ZM65 97V96H64ZM84 97H87V96H84ZM93 97H91V100L93 99ZM105 97V98H106ZM118 97H121V95L120 96H116V99L118 98ZM138 97V96H137ZM156 97H157V94H156ZM155 97V98H156ZM2 98V97H1ZM5 98V99H6ZM16 98H18V97H16ZM29 98V97H28ZM40 98V97H39ZM57 98L58 97H56V100H57ZM77 98V97H76ZM75 97L74 98H70V100H72V99H76ZM78 98H79V96H78ZM77 98V99H78ZM126 98V99H127ZM130 98V97H129ZM138 98H140V97H138ZM4 99V98H3ZM31 98H29V100H30ZM41 99V98H40ZM63 99V98H62ZM61 99V100H62ZM66 99V98H65ZM65 99H63V101L65 100ZM82 99V97L80 98V101H82L81 100ZM103 99H104V96H103ZM113 99H115V98H113ZM113 99L111 100V101H113ZM119 99V98H118ZM125 99V100H126ZM136 99V98H135ZM147 99V98H146ZM146 99H140V100H145L146 101ZM150 99H151V97H150ZM153 99H154V96H153ZM174 99H172V100H174ZM207 99V98H206ZM10 100H11V97H10ZM16 100H18V99H16ZM43 100H44V98H43ZM42 100V101H43ZM47 100H49V99H47ZM60 100V99H59ZM61 100H60V103H62L61 102ZM84 100H86V98L84 99ZM99 100V99H98ZM97 100V101H98ZM105 100H107V99H105ZM120 100V99H119ZM122 100V99H121ZM139 100V101H140ZM165 100V101H164ZM171 100V101H172ZM197 100V99H196ZM209 100V99H208ZM14 101V100H13ZM20 101L22 102V100L20 99ZM32 101V99L29 101V102H31ZM39 101V100H38ZM41 101V102H42ZM45 102H47L46 100H44ZM76 101H78V100H76ZM94 101H95V99H94ZM118 101V100H117ZM126 101H128V99L126 100ZM135 101V100H134ZM133 101V103L136 105V102H134ZM138 101V100H137ZM154 101H156L155 99L153 100V102ZM210 101V100H209ZM17 102H19V101H17ZM21 102H19L20 104H21ZM29 102H27L29 105H31ZM33 102H34V100H33ZM41 102H39V103H37L38 104V106L41 104ZM50 102V101H49ZM88 102L89 101H86V104H88ZM102 102V100L100 99V103ZM106 102V101H105ZM108 102V101H107ZM114 102V101H113ZM113 102H112V104H113ZM116 102V101H115ZM131 102V101H130ZM141 102V101H140ZM151 102V103H150ZM149 102V104H148V101L146 102L150 107H149V111H151L150 109H152L151 108V105H152V101H150ZM171 103L170 105L168 104V103ZM184 102V103H183ZM185 102L187 103V104H185ZM211 102V101H210ZM209 102V103H210ZM235 102V101H234ZM236 102H237V100H236ZM2 103H4V102H2ZM1 103V104H2ZM10 103H11V101H10ZM35 103H36V101H35ZM56 103V102H55ZM59 102H58V100H57V103L56 104H58ZM60 103L58 104V105H60ZM72 103H74L75 104V101L73 102L72 101ZM77 103V102H76ZM79 103H81V105H82V102H79ZM84 103H85V101H84ZM83 103V104H84ZM103 103L104 102H102L101 104L103 105ZM160 103V102H159ZM181 103H183V104H185V109H184V107H182V109H184V110H182L181 108H180V105H181ZM0 104V105H1ZM27 104V105H28ZM44 104V103H43ZM47 104H48V102H47ZM51 104H52V101H51ZM63 104H64V102H63ZM66 104V103H65ZM89 104H90V102H89ZM88 104V105H89ZM91 104H92V102H91ZM117 104V103H116ZM131 104H132V102H131ZM133 104V105H134ZM141 105H142V103H140ZM145 104V103H144ZM156 106L158 105V102H156V103H154ZM241 104H242V106H241ZM46 105V103L44 104V106ZM57 105V106H58ZM76 105V104H75ZM78 105V104H77ZM113 105H115V104H113ZM122 105V104H121ZM120 105V106H121ZM123 105H124V103H123ZM126 105L128 106V108H127V110L129 109V108H131V107H129V106H132V105H129V104H127L126 103ZM126 105H124V106H126ZM134 105V107H137L138 106V104H137V106H135ZM140 105V106H141ZM159 106V107H162V106ZM198 105V104H197ZM200 105V104H199ZM2 106V105H1ZM4 106V105H3ZM6 106V105H5ZM5 106H4V108H5ZM9 106V105H8ZM8 106H6L7 108H8ZM16 106H18V104L17 105H15V107ZM33 106H35V105H33ZM37 106V107H38ZM48 106H51V107H48ZM48 108H50V110H52L51 108H52V105H49L48 104ZM56 106V107H57ZM83 106V105H82ZM144 106V105H143ZM191 106V107H192ZM239 106H241L240 107V109H238L239 108ZM15 107H14V109H12V110H18V109H20L21 108V105L18 107V109H15ZM23 107H25V105L23 106ZM42 107V106H41ZM40 107V108H41ZM55 107V106H54ZM53 107V108H54ZM55 107V108H56ZM58 107H60V106H58ZM72 107V106H71ZM84 108L85 107H88V106H83ZM90 107V106H89ZM106 107V106H105ZM113 107V106H112ZM111 107V108H112ZM116 107H117V105L115 106V108H113L114 110L113 111H115V110H117L116 109ZM118 107H119V103H118ZM145 107V106H144ZM148 107V106H147ZM153 107V106H152ZM155 107V106H154ZM171 107V111L169 112V108ZM30 108H31V106H30ZM32 108H34V107H32ZM55 108H54V111H55ZM70 108V107H69ZM78 108V107H77ZM83 108V109H84ZM108 108H109V106H108ZM108 108H106V109H108ZM121 108V107H120ZM119 108V110H120V112L121 111H123L124 109L122 108V110ZM142 108V107H141ZM140 107L139 108H136V111L134 110V112H136V113H138L137 112V110L138 109H141ZM9 109V108H8ZM36 109V108H35ZM34 109V110H35ZM43 109H45V108H43ZM42 108L41 109H39V110H43ZM57 109V108H56ZM67 109H68V107H67ZM71 109V108H70ZM69 109V110H70ZM82 109V108H81ZM81 109H79V110H81ZM83 109H82V112H80V113H86V112H83ZM87 109V108H86ZM90 109H92V108H89V110ZM103 109V108H102ZM101 109V110H102ZM131 109H133V108H131ZM144 109V108H143ZM142 109V110H143ZM159 108H157L156 110L153 108L152 110V112H154V110H155V112L157 111V113H158V111L161 109H159ZM166 109V108H165ZM12 110H7L6 111V113L8 112V111H12ZM22 110H23V108H22ZM46 110V109H45ZM48 110V109H47ZM46 110V111H47ZM49 110V111H50ZM72 110V109H71ZM75 110H78V109H76L75 108ZM89 110H87V111H89ZM109 110V109H108ZM118 110V111H119ZM145 110H147V108H145ZM220 110V109H219ZM2 111V110H1ZM4 111H5V109H4ZM3 111V112H4ZM23 111H25V108H24V110ZM27 111V110H26ZM29 111H32L31 112V115L32 114H34L33 112H35V111H33V109H31V110H29ZM28 111V112H29ZM44 112V113H47V112ZM56 111H58V110H56ZM117 111V112H118ZM124 111H126V108H125V110ZM144 111V110H143ZM143 111H141L142 113H144ZM149 111H147V114H145V116H144V119H147V118H153V117H151V116H149V114H153V113H149ZM189 111V110H188ZM188 111H186V112H188ZM13 112V111H12ZM20 112H21V110H20ZM39 112V111H38ZM94 112H96V111H94L93 110V112H92V114L91 115H94V117H92V119L93 118H95V113ZM116 112V111H115ZM116 112V113H117ZM140 112V111H139ZM244 112V113H243ZM30 113V112H29ZM37 113V112H36ZM36 113H35V115H36ZM44 113H42L43 114V116L44 117H38L39 119L40 118H45V115H44ZM49 113V112H48ZM53 114L55 113V112H52ZM89 113V112H88ZM91 113V112H90ZM94 113V114H93ZM97 113V112H96ZM111 113V112H110ZM114 113V112H113ZM116 113H114V114H116ZM128 113V112H127ZM3 114V113H2ZM57 113H55V115H56ZM113 114V115H114ZM159 114V113H158ZM190 114V113H189ZM192 114V113H191ZM263 114V115H262ZM22 115V114H21ZM21 115H19V117L21 116ZM38 115H41V113H37V116ZM48 115V114H47ZM87 115H89V114H87ZM87 115H86V117H87ZM117 115H119V114H117ZM148 115V116H147ZM154 115H156V113L155 114H153L152 116H154ZM175 115V116H174ZM186 115H188V113L186 114ZM185 115V116H186ZM10 117L12 116L13 117V115H9ZM33 116L34 115H32V117L31 118H33ZM48 116H52L51 115V113L48 115ZM48 116L46 117V119L48 118ZM58 116V115H57ZM85 116V115H84ZM83 116V118L84 119H86L85 117ZM142 116V115H141ZM143 116L141 117L142 119H143ZM147 116V118H145ZM174 116V117H173ZM184 116V117H185ZM192 117L191 119L189 118V117ZM256 116H258V117H256ZM23 117V116H22ZM155 118H157L158 119V117L157 116H154ZM183 117V118H184ZM209 117H211V120H209ZM260 117V118H261ZM1 118V117H0ZM15 118V117H14ZM21 118V117H20ZM20 118L19 119H17L18 121H20ZM37 118V117H36ZM49 118H50V120H49ZM48 119H47V122H48V120L50 121V123H51V121H53V120H51L52 118L51 117H49ZM53 118H54V116H53ZM57 118V117H56ZM80 118V117H79ZM83 118H82V120H83ZM124 118V119H125ZM155 118H154V120H155ZM174 118V119H175ZM188 118V119H187ZM196 118V117H195ZM194 118V119H195ZM259 118V119H260ZM16 119H15V121H14V123L15 122H17L16 121ZM34 119V118H33ZM39 119H36V120H38V121H36V122H38V123H40L39 122ZM45 119V120H46ZM59 119V118H58ZM58 119H55L54 121H57ZM87 119H89V118H87ZM114 119V118H113ZM134 119V120H133ZM139 119H140V117H139ZM143 119V120H144ZM159 119H158V121H159ZM3 120V119H2ZM29 120H31V119H29ZM90 120V119H89ZM131 120V119H130ZM150 120H152V119H150ZM153 120V121H154ZM184 120V121H185ZM13 121V120H12ZM32 121V120H31ZM30 121V122H31ZM58 121H60V120H58ZM86 121V120H85ZM84 121V122H85ZM134 121V122H133ZM140 121V120H139ZM146 120H144V122H145ZM152 121V122H153ZM177 121V120H176ZM7 123L9 122L10 123V120L8 121H6ZM21 122V121H20ZM23 122V121H22ZM21 122V123H22ZM144 122H142V123H144ZM150 122V121H149ZM182 122V125L181 126H183V128H185L184 127V122L183 121H181ZM181 122H180V124H181ZM28 123L29 122H27V124L26 125H28ZM33 123H34V121H33ZM38 123H36V128H38L37 127V124ZM60 123V122H59ZM75 123V124H74ZM76 123H79V122H74L73 121V125H76L77 126V128L79 127V126H81V125H83V124H76ZM166 123H167V125H166ZM173 123L174 124H176L175 122H174V120H173ZM184 123V124H183ZM247 123H248V126H247ZM4 124V123H3ZM16 124V123H15ZM15 124H14V126H15ZM17 124H19V123H17ZM23 124H25V123H23ZM31 124V123H30ZM35 124V123H34ZM48 124H49V122H48ZM48 124H47V126H48ZM56 124V123H55ZM55 124H49V125H55ZM149 124V123H148ZM148 124H147V121H146V127L148 128L149 126H148ZM169 124V125H168ZM26 125H24V127H32L33 126V124H31V126L30 125H28V126H26ZM57 125V124H56ZM79 125V126H78ZM116 125V124H115ZM117 125H119L118 123H117ZM150 125V124H149ZM176 125H178V124H176ZM189 125V124H188ZM203 125H205V126H203ZM255 125V124H254ZM257 125V124H256ZM3 126H6V125H3ZM18 126V125H17ZM17 126H15V127H17ZM39 126V125H38ZM123 126V125H122ZM133 126H134V128H133ZM137 126H136V128H137ZM140 126L138 127V128H140ZM181 126H179V128L177 127V131H179L178 129H180L181 131L183 130V129H181L182 127ZM9 127H12V125L10 124V126ZM15 127H13V129L15 128ZM19 128L18 129H20V127H21V125L20 126H18ZM54 127V126H53ZM52 127V128H53ZM83 127V126H82ZM111 127V126H110ZM119 127V126H118ZM2 128H4V127H2ZM21 128H23V127H21ZM29 128V129H30ZM33 128H35V127H33ZM35 128V129H36ZM55 128V127H54ZM81 127H79V129H80ZM84 128V127H83ZM124 128H125V126H124ZM146 128V129H147ZM175 128V127H174ZM228 128H230V129H227ZM4 129H6V131L8 130L7 129V127H5ZM9 129H11V128H9ZM13 129H12V131H13ZM18 129H17V131H18ZM26 128H24L23 130L22 129H20V130H22V132L25 130ZM57 129V128H56ZM55 129V130H56ZM70 129V128H69ZM74 129V130H73ZM79 129H77L78 131H80ZM121 129H123V128H120L119 127V129L118 130H121ZM129 129H131V128H129ZM128 129V130H129ZM193 129V130H192ZM3 130V129H2ZM1 130V128H0V131H2ZM27 130V129H26ZM26 130L24 131V132H26ZM31 131H34V129H30ZM38 130V129H37ZM71 130H73V131H75L76 130V128H72ZM71 130H69V131H71ZM76 130V131H77ZM115 130V129H114ZM124 130H127V129H124ZM155 130V132H153ZM159 131V132H157V134H156V131ZM5 131V130H4ZM5 131V133L7 134L8 132H6ZM11 131V130H10ZM14 131H16V129L14 130ZM64 130H62L61 132H63ZM76 132V133H79V132ZM106 131V130H105ZM113 131V130H112ZM116 131V130H115ZM140 131V133L138 134L137 132H139ZM207 132L208 133V135H209V138H210V140H209V142H207V143H203V141L201 140V138L199 137V136H197V134H198V132ZM55 132V131H54ZM53 132V133H54ZM107 132H109V134H110V131H107ZM107 132H103V133H107ZM121 133H123V130L122 131H120ZM135 132V131H134ZM187 132H189V133H194V136H196L195 138H194V140L190 143V147H191V151H190V153L188 154V153H184L183 152V150H182V145L187 141L186 139H187ZM241 132V131H240ZM249 132H251V133H249ZM1 133V132H0ZM11 133V132H10ZM19 131H18V134L16 133V135H19ZM34 133V132H33ZM38 133V132H37ZM70 133V132H69ZM74 134V135H77V134ZM121 133H118V134H121ZM145 133H149V132H145ZM242 133V134H243ZM14 134V133H13ZM36 134V133H35ZM58 134V132L55 134V135H57ZM62 134V133H61ZM63 134H64V132H63ZM66 134V133H65ZM72 134V133H71ZM113 135H114V133H112ZM111 134V135H112ZM1 135V134H0ZM3 135H5L3 132H2V135L1 136H3ZM20 135H21V133H20ZM20 135H19V137H20ZM59 135V134H58ZM56 136V138L58 137L59 138V136ZM69 135V137L71 136H73V134L72 135H70V134H68ZM112 135V136H113ZM7 136V135H6ZM13 136H15V135H13ZM28 136V135H27ZM39 135H36V136H34L33 138H35L36 139V137H38ZM41 136V135H40ZM43 136V135H42ZM44 136H45V138H46V136H48V134L47 135H45L44 134ZM63 136V135H62ZM61 136V137H62ZM81 136V135H80ZM110 136V135H109ZM109 136H107L108 138H109ZM140 136V137H139ZM245 136V135H244ZM246 136H248V135H246ZM5 137V136H4ZM18 137V138H19ZM23 137V136H22ZM83 137V136H82ZM250 137V136H249ZM253 137H256V135H253ZM7 137H5V141L4 142H6V139ZM18 138H17V140H18ZM32 138V139H33ZM41 138L42 137H40V140H37V141H41ZM44 138V137H43ZM45 138L44 139H42V140H45ZM49 138L50 137H48V140H49ZM66 138V137H65ZM105 138H106V136H105ZM113 138H115L116 139V137H113ZM124 138V137H123ZM131 138L133 139V140H136V142L139 144L141 141V143L143 144V145H145V146H143L141 143V146L140 147H144V149L145 150H143V152L142 151H140L139 150V148L137 149L136 148V144L137 143H134L133 145H130L129 144V142L130 141H132L131 140ZM31 139V140H32ZM47 139V138H46ZM51 140H52V138H50ZM53 139H55V138H53ZM60 139V138H59ZM58 139V140H59ZM74 138H72V140H73ZM76 139V138H75ZM74 139V140H75ZM79 139H80V137H79ZM114 139V140H115ZM189 139H190V137H189ZM192 139V138H191ZM8 140H9V138H8ZM16 140V139H15ZM58 140H57V142H56V144L57 143H59L60 142V140H59V142H58ZM64 140V139H63ZM67 140V139H66ZM101 140V139H100ZM106 140V139H105ZM113 140V142H115ZM130 140V141H129ZM138 140V141H137ZM203 140H205V139H203ZM26 141V140H25ZM35 141V140H34ZM34 141H30L31 143H33ZM56 141V140H55ZM69 141H71L70 139H69ZM109 141V140H108ZM107 141V142H108ZM250 141H251V139H250ZM44 142V141H43ZM43 142H41V144H44ZM46 142V141H45ZM53 142V141H52ZM52 142H50V144L53 146V145H55V144H52ZM72 142H74V141H72ZM102 142H104V138L102 139V141H101V143ZM134 142V141H133ZM0 143L2 144V146H3V143H2V141H1V139H0ZM11 143V142H10ZM30 143V144H31ZM34 143H39V142H34ZM33 143V144H34ZM49 142H47V144H48ZM54 143V142H53ZM63 143H64V141H63ZM77 143V142H76ZM86 143V142H85ZM179 143V144H178ZM249 143V142H248ZM5 144V143H4ZM80 144V143H79ZM100 144V143H99ZM252 144V143H251ZM32 145V144H31ZM61 145V144H60ZM60 145H58L59 147H60ZM76 145V144H75ZM35 146V145H34ZM37 146H38V144H37ZM42 147V146H41ZM48 147H50L49 145H48ZM54 147V146H53ZM142 147V148H143ZM2 148H4V146L2 147ZM30 148H31V146H30ZM58 148V147H57ZM57 148H56V150H55V153L58 151L57 150ZM75 148V147H74ZM79 148V147H78ZM1 149V148H0ZM25 149V148H24ZM109 149V148H108ZM185 149V148H184ZM5 150V149H4ZM45 150H47V149H45ZM79 150H80V148H79ZM21 151H22V149H21ZM47 152V151H46ZM54 152V151H53ZM59 152V151H58ZM57 152V153H58ZM82 152V151H81ZM95 152V151H94ZM201 153L202 154V160H198V159H196L195 158V156H196V154L197 153ZM0 153H2V151H0ZM4 151H3V155H4ZM22 153V152H21ZM50 153V152H49ZM61 153V152H60ZM64 153V152H63ZM63 153H61V154H63ZM174 153H175V155H176V158L174 159ZM25 154V153H24ZM43 154V153H42ZM70 155H71V153H69ZM2 155V154H1ZM79 155V154H78ZM200 155V154H199ZM238 155V154H237ZM56 156H58V154L56 155ZM72 156H75V155H72ZM234 156V157H233ZM60 157V156H59ZM66 157V156H65ZM71 157V156H70ZM7 158V157H6ZM73 158V157H72ZM8 159V158H7ZM68 159V158H67ZM1 161H2V157H1V159H0ZM6 160V159H5ZM12 160V159H11ZM20 161H23L22 159L20 160ZM20 161H19V163H20ZM62 161H63V159H62ZM69 161V160H68ZM72 161V160H71ZM7 162V161H6ZM6 162H5V164H6ZM10 162H12V161H10ZM9 162V163H10ZM70 162V161H69ZM91 162V161H90ZM263 162H264V159H263ZM16 163V162H15ZM14 163V164H15ZM165 163H166V165H165ZM3 164V163H2ZM8 164V163H7ZM11 164V163H10ZM21 164H22V162H21ZM35 164V163H34ZM44 164V163H43ZM47 164H49V162L47 163ZM50 165V164H49ZM55 165H56V163L53 165L54 166V169H55ZM75 165V164H74ZM73 165V166H74ZM231 165H233V163L231 164ZM2 166V165H1ZM12 166V165H11ZM26 166V165H25ZM38 166V165H37ZM43 166H45V165H43ZM57 166H58V164H57ZM76 166V165H75ZM9 166H7V168H8ZM16 167V166H15ZM42 167V166H41ZM71 167V166H70ZM187 167H189V169H188V171H192L191 173H183V169H185V171L187 170ZM3 168V167H2ZM10 169H11V167H9ZM57 168V167H56ZM85 167H83V169H84ZM130 168H129V170H130ZM147 168V167H146ZM15 169V168H14ZM69 170H70V168H68ZM82 169V170H83ZM7 170V169H6ZM13 170V169H12ZM20 170V169H19ZM59 170H61V169H59ZM64 170H66V168H64ZM72 170V169H71ZM74 170V169H73ZM2 171V170H1ZM4 171H5V168H4ZM16 171V170H15ZM31 171V170H30ZM51 171V173H53V172H56L57 171V173L59 172L58 170H56V171H53L52 172V170H50ZM50 171H48V172H50ZM76 171V170H75ZM74 171V173H71L70 171H68L69 173H70V176L72 177V178H74V175L73 174H76V172ZM8 172V171H7ZM17 172H18V170H17ZM42 172V171H41ZM65 172V171H64ZM24 173V172H23ZM23 173H21V174H23ZM144 173V172H143ZM1 174V173H0ZM15 174V173H14ZM19 174V173H18ZM60 174V173H59ZM58 174V175H59ZM80 174H81V172H80ZM34 175V174H33ZM66 175H68V174H66ZM28 176H29V174H28ZM42 176V175H41ZM52 176V175H51ZM55 176V175H54ZM60 176H61V174H60ZM142 176H144V175H142ZM141 176V179L143 178ZM11 177V176H10ZM20 177V176H19ZM66 177V176H65ZM150 177V176H149ZM24 178H26V177H24ZM34 178H38V177H34ZM43 178H45V177H43ZM54 178V177H53ZM105 178V179H104ZM160 178H158V181L160 180ZM11 179H12V177H11ZM19 179V178H18ZM46 179V178H45ZM59 179H61V177L59 178ZM86 179V180H85ZM156 179V178H155ZM27 180V179H26ZM38 180V179H37ZM53 180V179H52ZM69 179L68 178H66V181H68ZM92 180H94V181H92ZM127 180H128V178H127ZM140 180V179H139ZM153 180V179H152ZM160 180V181H161ZM5 181V180H4ZM21 181V180H20ZM39 181V180H38ZM50 181V180H49ZM60 181V180H59ZM63 181H65V180H63ZM63 181H61V182H63ZM129 181V180H128ZM166 181V180H165ZM1 182H2V180H1ZM11 182V181H10ZM42 182V181H41ZM53 182V181H52ZM126 182V181H125ZM129 182V183H130ZM140 182H142L141 180H140ZM139 182V183H140ZM164 182V181H163ZM23 183V182H22ZM46 183V182H45ZM65 183V182H64ZM117 183V182H116ZM135 183V182H134ZM144 183V182H143ZM143 183H140V184H143ZM4 184V183H3ZM9 184L10 183H8V185H7V187L9 186ZM79 184V183H78ZM123 184V183H122ZM139 184V185H140ZM147 184L150 186V184H152L151 182H147ZM11 185V184H10ZM40 185V184H39ZM63 185V184H62ZM65 185V184H64ZM104 186H105V184H103ZM159 185V182L156 184V186H158ZM83 186V185H82ZM112 186V187H113ZM123 186V185H122ZM130 186H132V185H130ZM138 186V185H137ZM142 186V185H141ZM144 186V185H143ZM155 186V187H156ZM162 186V185H161ZM165 186H167V185H164V187ZM91 187V186H90ZM90 187L88 188V190H89V192L87 193V196L88 195H92V194H95V191L94 190H91L92 188H94V187H91V189H90ZM145 187H147V186H145ZM151 187V186H150ZM149 187V188H150ZM172 187H174V186H172ZM37 188V187H36ZM40 188H43V186L42 187H40ZM56 188H58V184H52V185H50L47 189V191H48V193H49V197H52V196H54L56 193L58 194V193H61V192H59V190H55ZM64 188V187H63ZM138 188V187H137ZM169 187H166V189H168ZM46 189V188H45ZM85 189V188H84ZM84 189H82L83 190V192H85L84 191ZM94 189H98L97 187H95ZM18 190V189H17ZM87 190V189H86ZM128 190H130V189H128ZM157 190H159V189H157ZM170 190V189H169ZM167 191L168 193L167 194H169V192L170 191ZM25 191H26V189H25ZM42 194H44L43 193V191H41V190H39ZM131 191V190H130ZM165 191V190H164ZM163 190H162V193H161V189H160V195L161 194H163L164 195V192ZM147 192V191H146ZM47 193V194H48ZM125 193V192H124ZM166 193V192H165ZM85 194V193H84ZM112 194L113 193H111L110 195H111V197H112ZM115 194V193H114ZM174 194H171L172 196H174ZM37 195V194H36ZM46 195V194H45ZM44 195V196H45ZM79 195H82L81 193L79 194ZM79 195H76V196H79ZM110 195L109 196H107V197H109L110 198ZM146 195H148V193L146 194ZM160 195H158V196H160ZM161 196L160 197V199L161 198H163L164 196ZM260 195H262L263 197H261ZM25 196V195H24ZM145 196V195H144ZM166 196V195H165ZM42 197V196H41ZM55 197V196H54ZM61 197V196H60ZM172 198L170 195L169 196H166L165 198H168L169 200H170V202H171V199L170 198ZM7 198V197H6ZM28 198V197H27ZM36 198V197H35ZM38 198V197H37ZM45 198V197H44ZM47 198V197H46ZM56 198H59V197H56ZM64 198V197H63ZM80 198V197H79ZM149 198V197H148ZM10 199L12 200L10 203H15V202H17L18 201V199H20V197H19V195L17 194V193H14V194H11L10 195ZM34 199V198H33ZM74 199V198H73ZM108 199V198H107ZM159 199V198H158ZM157 199V200H158ZM173 199V198H172ZM174 199H175V197H174ZM175 199V200H176ZM57 200H59V199H57ZM83 200V199H82ZM86 200H87V198H86ZM110 200V199H109ZM141 200V199H140ZM152 200V199H151ZM155 200V199H154ZM43 201H44V199H43ZM74 201V200H73ZM147 201V200H146ZM145 201V202H146ZM159 201V200H158ZM157 201V202H158ZM162 201H165L164 199H162ZM168 201V200H167ZM174 201V200H173ZM173 201H172V203H173ZM200 201H202V203H203V201H205V203L203 204V205H201L200 204ZM64 202V201H63ZM110 202H111V200H110ZM142 202V201H141ZM154 202V201H153ZM159 202H161V201H159ZM169 202V203H170ZM259 202V203H258ZM28 203V201L27 200H25V202H24V204H27ZM42 203V202H41ZM57 203H58V201L56 202V204H54V209H56V205H57ZM151 204H152V206L154 205V203H152V202H150ZM165 203V202H164ZM167 203V202H166ZM176 203H178L177 201L175 202L174 201V204H172V205H175ZM95 204V203H94ZM103 204V203H102ZM150 204V205H151ZM161 204H163V203H161ZM67 205V204H66ZM149 205V204H148ZM155 205H156V203H155ZM154 205V206H155ZM166 205V204H165ZM169 205V204H168ZM96 206H98V205H96ZM140 206V205H139ZM142 206V205H141ZM147 206V205H146ZM156 206H160V205H156ZM155 206V207H156ZM167 206V205H166ZM170 206H171V204H170ZM177 206H179L178 204H177ZM185 206V207H186ZM36 207V206H35ZM63 207V206H62ZM143 207V206H142ZM184 207V206H183ZM39 208H41V207H39ZM61 208V207H60ZM66 208V207H65ZM187 208V207H186ZM263 208V207H262ZM122 209V208H121ZM157 209V208H156ZM166 209H168V208H166ZM27 210H28V212L29 213H31V212H34V208H33V206H31V207H28L27 208ZM58 210V209H57ZM61 210V209H60ZM136 210V209H135ZM180 210H181V206H180ZM86 211V210H85ZM85 211H83V213L85 212ZM145 211V210H144ZM158 212H159V210H157ZM164 211H167V210H164ZM176 211V210H175ZM67 212V211H66ZM87 212V211H86ZM141 212V211H140ZM143 212V211H142ZM197 212H199V213H201L200 215H198L197 214ZM60 213H63V212H60ZM162 213H164L163 211H162ZM169 213V212H168ZM181 213H183V212H181ZM197 214L198 216H196V217H194V214ZM73 214V213H72ZM87 214V213H86ZM136 214V213H135ZM139 214V213H138ZM149 214V213H148ZM61 215V214H60ZM83 215H85V214H83ZM127 215H129V214H127ZM166 214H164L163 216H165ZM173 215V214H172ZM175 215V214H174ZM173 215V216H174ZM40 216V215H39ZM131 216V215H130ZM139 216H142L141 214H139ZM147 216H149V215H147ZM162 216V217H163ZM173 216H171V217H169L168 216V218H167V221L168 222H170L171 224V226L172 225H174L175 224V222H176V219H178V218H180L181 219V217H178V218H176V217H173ZM64 217V216H63ZM125 217V216H124ZM129 217V216H128ZM166 217V216H165ZM37 218H38V216H37ZM126 218V217H125ZM130 218V217H129ZM128 218V219H129ZM133 218V217H132ZM134 218H136V217H134ZM174 218H176V219H174ZM187 218V219H188ZM27 219V218H26ZM122 219H123V217H122ZM137 219V218H136ZM139 219V218H138ZM143 219V218H142ZM11 220V219H10ZM119 220V219H118ZM130 220V219H129ZM128 220V221H129ZM133 220H135V219H133ZM179 220V219H178ZM188 220V221H189ZM38 221V220H37ZM138 221V220H137ZM139 221H141V223H142V220H139ZM152 221H153V218H151L149 221H148V223H152ZM180 221V220H179ZM184 221V220H183ZM187 221V222H188ZM4 222V221H3ZM49 222H50V220H49ZM69 222V221H68ZM119 222H120V220H119ZM132 222V221H131ZM135 222V221H134ZM134 222H132V223H134ZM192 222H190V223H192ZM202 222V221H201ZM206 222V220L204 221V223ZM111 223H112V221H111ZM121 223H122V221H121ZM124 223H125V221H124ZM126 223H130V222H126ZM163 223V222H162ZM181 223V222H180ZM189 222H188V224H190ZM192 223V224H193ZM208 223V222H207ZM210 224L212 223V222H209ZM17 224V223H16ZM15 224V225H16ZM29 225H31V223H28ZM35 224V223H34ZM116 224V223H115ZM195 224V225H196ZM18 225V224H17ZM64 225V224H63ZM92 225V224H91ZM143 225V224H142ZM160 225V224H159ZM170 225H169V227H170ZM182 225H186V224H183L182 223ZM182 225H179V226H181L182 227ZM28 226V225H27ZM117 226V225H116ZM149 226V225H148ZM165 226H167V225H165ZM164 226V227H165ZM179 226H178V228H179ZM213 226V225H212ZM0 227H2V225H0ZM132 227L134 228V225H132ZM132 227H129V229L130 228H132ZM147 227V226H146ZM146 227H144V226H142V228H146ZM160 227V226H159ZM183 227H185V226H183ZM114 228V227H113ZM133 228H132V230H130L131 232L133 231ZM160 228H162V227H160ZM173 228H175V226L173 227ZM192 228H193V226H192ZM194 228V229H195ZM8 229V228H7ZM28 229V228H27ZM101 229V228H100ZM140 229H141V226H140ZM171 229V228H170ZM194 229H192V230H194ZM209 229H210V234H208L207 232L209 231ZM88 230H91V229H88ZM95 230V229H94ZM116 230V229H115ZM161 230H163V229H161ZM173 230V229H172ZM172 230L170 231V232H172ZM175 230V229H174ZM98 231H99V229H98ZM97 231V232H98ZM117 231V230H116ZM119 231H121V229H119ZM144 231V230H143ZM159 231V230H158ZM178 231H179V229L178 230H176V232L174 231L173 233H175V237L177 236V234H178ZM185 231L187 232V233H189L188 231V228H186L185 229ZM81 232H82V230H81ZM91 232V231H90ZM104 232V231H103ZM124 232V231H123ZM154 232V231H153ZM79 233V232H78ZM99 233V232H98ZM106 233H107V231H106ZM106 233L105 234H102V235H106ZM122 233V232H121ZM158 233H160V232H158ZM163 233V232H162ZM161 233V235H163ZM93 235H94V233H92ZM96 235H97V233H95ZM118 234V233H117ZM183 234H185L184 232H183ZM195 234V233H194ZM198 233H196V235H197ZM78 235V234H77ZM87 235H88V233H87ZM127 235V234H126ZM142 236H143V234H141ZM151 235V234H150ZM149 235V236H150ZM165 235H167V233L165 234ZM164 235V236H165ZM168 235H170L169 233H168ZM168 235L166 236V237H164V238H169L168 237ZM190 235V234H189ZM189 235H186V236H189ZM211 237H210V236ZM116 236V235H115ZM124 236V235H123ZM141 236V237H142ZM153 236H155L154 235V233H153ZM157 236V235H156ZM185 236V237H186ZM198 236V235H197ZM206 236H209V237H206ZM1 237H2V235H1ZM107 237V236H106ZM111 237V236H110ZM113 237V236H112ZM140 237V238H141ZM151 237V236H150ZM149 237V238H150ZM160 237V236H159ZM179 237H181V236H179ZM195 237V236H194ZM199 237V238H200ZM15 238V237H14ZM84 238V237H83ZM94 238V237H93ZM100 238H101V236H100ZM103 238V237H102ZM101 238V239H102ZM121 237H119L118 236V239H120ZM143 238V237H142ZM157 239L158 237H154V239ZM160 238H162V237H160ZM171 238V237H170ZM172 238H173V236H172ZM177 238V237H176ZM182 238V237H181ZM106 239V238H105ZM109 239V238H108ZM107 239V240H108ZM111 239V238H110ZM117 239V240H118ZM135 239V238H134ZM134 239H129L130 241L131 240H134ZM137 239V238H136ZM144 239V238H143ZM154 239H152V240H154ZM186 239V238H185ZM198 239V240H197ZM13 240H15V239H13ZM13 240H12V242H13ZM85 240H87V239H85ZM85 240H83V241H85ZM99 240V239H98ZM97 240V241H98ZM113 240H116V238L115 237H113ZM128 240V241H129ZM138 240V239H137ZM146 240V239H145ZM149 240V239H148ZM151 240V239H150ZM149 240V241H150ZM160 240V239H159ZM168 240V241H167ZM178 240H181V239H177V240H175V242L176 241H178ZM182 240H184V239H182ZM187 240H191V239H187ZM199 241V243L197 242V241ZM89 241V240H88ZM123 241V240H122ZM129 241V242H130ZM134 241H136V240H134ZM167 241V243H164V242H166ZM166 241H160V243L161 242H163L164 243V245L163 246H161L160 245V243H158L159 244V247H164L166 244V246L168 247V242H169V239H166ZM174 240H172V242H173ZM19 242H20V240H19ZM87 242V241H86ZM118 242V241H117ZM138 242V241H137ZM142 242V241H141ZM140 242V243H141ZM144 242V241H143ZM148 242V241H147ZM146 242V244H149V242L147 243ZM155 242H158V239H157V241H154V243ZM175 242H173V244L175 243ZM186 242V241H185ZM191 242H190V244H191ZM196 242V243H195ZM68 243V242H67ZM116 243V242H115ZM136 243V242H135ZM150 243H151V241H150ZM162 243V244H163ZM171 245H173L171 242H169ZM187 243V242H186ZM185 243V244H186ZM84 244V243H83ZM91 244V243H90ZM89 244V245H90ZM117 244V243H116ZM127 244H129V243H127ZM139 244V243H138ZM152 244V243H151ZM156 245H157V243H155ZM155 244H153L154 246H156ZM169 244V247H171V245ZM182 244V243H181ZM7 245H11V243L10 244H6V246ZM80 245V244H79ZM78 245V246H79ZM143 244H141V246H142ZM144 245H145V243H144ZM143 245V246H144ZM152 245V246H153ZM187 245V244H186ZM185 245V247H187ZM206 245H210V247H211V251L212 252H210V249H208L209 250V253H208V251L206 250L207 249V247H206ZM84 246V245H83ZM83 246H81L82 248H83ZM91 246V245H90ZM113 246V245H112ZM139 246H140V244H139ZM153 246V247H154ZM174 246H175V244L172 246V248H174ZM178 246V245H177ZM13 247V246H12ZM18 247V246H17ZM64 247V246H63ZM63 247H62V249H63ZM65 247H66V245H65ZM72 247V246H71ZM106 247H108L107 245H106ZM122 247H125V246H122ZM134 247V246H133ZM137 247V246H136ZM136 247H134L135 249H136ZM176 247V246H175ZM184 247V248H185ZM8 248V247H7ZM23 248V247H22ZM78 248V250H79V254H80V256H78L79 254H77V257H73V260H74V262L77 264H85V263H87V262H85L87 259L86 258H83V253H85V251H86V249L87 248ZM114 248V247H113ZM138 248V247H137ZM143 247H139V249H142ZM146 248V249H145ZM145 248H143V251H144V253H147V252H145V251H147V249L148 250H151V246L149 245V247H148V245L146 246L145 245ZM170 249V248H168L169 250H168V252L170 251V253L172 252V250L173 249ZM176 248H180V246L179 247H176ZM176 248H174L176 251L175 252H177V250L178 249H176ZM206 248V249H205ZM209 248V247H208ZM17 249V248H16ZM66 249H68V248H66ZM73 249V248H72ZM91 249V248H90ZM89 249V250H90ZM105 249H107V248H105ZM108 249H109V247H108ZM129 249V248H128ZM153 249H155V251L158 249V247H157V249L156 248H153ZM152 249V250H153ZM161 249V248H160ZM183 248H180L179 250H182ZM188 249V248H187ZM186 249V250H187ZM204 249L207 251V253H205V251H204ZM13 250V249H12ZM11 250V251H12ZM48 250H49V248H48ZM52 250V249H51ZM61 250V249H60ZM93 250V249H92ZM151 250V251H152ZM163 250V249H162ZM178 250V251H179ZM189 250V249H188ZM187 250V251H188ZM10 251V252H11ZM18 251V250H17ZM17 251H15V252H17ZM26 253L29 251V250H24ZM55 251H57V250H54V252ZM67 251V250H66ZM139 251V250H138ZM154 251V250H153ZM164 251V250H163ZM166 252H167V249L165 250ZM187 251H185L186 253H187ZM190 251V250H189ZM49 252V251H48ZM54 252H52V253H50L49 254V256H48V259L49 260H51V261H57L56 263H61V264H72V258H69V256L67 255V254H61V256H59L58 255V253H54ZM75 252V251H74ZM109 252H111V251H109ZM122 252V251H121ZM132 252H134V251H132ZM139 252H141V251H139ZM150 251H148V253H149ZM159 253L160 252H162L161 250H159L158 251ZM158 252H156V253H158ZM183 252V251H182ZM181 252V253H182ZM184 252V253H185ZM191 252V251H190ZM5 253V252H4ZM29 253H30V251H29ZM31 253H32V251H31ZM61 253H62V250H61ZM128 253V252H127ZM142 253V252H141ZM148 253L147 254H144L145 256H149L150 255V253H149V255H148ZM155 253V252H154ZM159 253H158V255H159ZM174 253V252H173ZM172 253V255L174 256V254ZM178 253H180V251L178 252ZM178 253H175V255H178ZM14 254V253H13ZM24 254V253H23ZM46 254H48V253H46ZM85 254H87V253H85ZM111 254V253H110ZM119 254V253H118ZM163 255L164 254H166V253H162ZM189 255H190V253H188ZM8 255V254H7ZM6 255V256H7ZM10 255V254H9ZM34 255H36V253L34 254ZM94 255V254H93ZM135 255V254H134ZM162 255V256H163ZM172 255L171 256H169L168 258L164 255V258H165V260H162L163 258L161 257V255H159L162 259H161V261H162V263L164 264V261H167L168 263H170V262H173V263H175L174 262V259H171L172 258ZM188 255V256H189ZM5 256V257H6ZM27 256V255H26ZM25 256V257H26ZM32 257H33V255H31ZM110 256V255H109ZM109 256H106V255H104V257L105 258H107V257H109ZM145 256H144V258H145ZM155 256H157V254L155 255ZM182 257H184V255L182 254L181 255ZM31 257V258H32ZM41 257V256H40ZM90 257V256H89ZM100 257V256H99ZM120 257V256H119ZM126 257V256H125ZM138 257L139 256H137V259H138ZM140 257H142V255L140 256ZM152 257V256H151ZM28 258V257H27ZM30 258V257H29ZM34 258H35V256H34ZM39 259V257H36V261ZM96 258V257H95ZM110 258V257H109ZM131 258H132V256H131ZM134 259L136 258V257H133ZM144 258H142L143 259V261L146 263V264H152V263H154L155 264V261L156 262H158L159 260H154V262H152L151 260H150V262H148V260H147V258H146V260H144ZM152 258H154V254H153V257ZM159 258V257H158ZM26 259V258H25ZM94 259V258H93ZM108 259V258H107ZM111 259V258H110ZM133 259V260H134ZM173 260V261H169V260ZM177 260H178V258H176ZM195 259H196V257L195 258H191V260H194L195 261ZM6 260V259H5ZM24 260V258L23 259H21V261L24 263L25 261H23ZM33 260V259H32ZM71 261V262H68V261ZM95 260V259H94ZM99 261H101L102 260V257H101V259H98ZM105 260V259H104ZM118 260V259H117ZM121 260V259H120ZM119 260V261H120ZM125 260V259H124ZM127 260H129V256H128V259H126V261H123V263L125 262V263H127L128 264V262H127ZM140 260V259H139ZM180 260V259H179ZM182 260V259H181ZM7 261H8V259H7ZM21 261H19V262H21ZM28 261L30 262V259H28ZM28 261H27V263L25 262V264H28ZM36 261H34L35 263H36ZM40 261V260H39ZM45 261V260H44ZM43 261V262H44ZM116 261V260H115ZM114 261V262H115ZM117 262V263H121V262ZM130 261V260H129ZM136 261V260H135ZM142 261V263L144 264V262ZM176 261V260H175ZM184 261V260H183ZM188 261V260H187ZM206 261L204 262V263H206ZM34 262H30L29 264H35ZM41 262V261H40ZM46 262H47V260H46ZM89 262H90V260H89ZM95 262H96V264L97 263H99V262H97L96 260H95ZM102 262V261H101ZM109 262V261H108ZM108 262L106 263V264H108ZM111 262H113L112 260H111ZM166 262V263H167ZM16 263H18V262H15L14 261V263L13 264H16ZM49 263V262H48ZM74 263V264H75ZM116 263V264H117ZM122 263V264H123ZM124 263V264H125ZM141 263V264H142ZM160 263V262H159ZM172 263V264H173ZM177 263V262H176ZM180 263V262H179ZM179 263H177V264H179ZM182 263V262H181ZM198 263V262H197ZM200 263V262H199ZM202 263H203V261H202ZM203 263V264H204ZM21 264V263H20ZM53 264H55L54 262H53ZM92 264V263H91ZM100 264V263H99ZM104 264H105V262H104ZM111 264V263H110ZM112 264H115V263H112ZM132 264H133V261H132ZM134 264H137V263H134ZM138 264H139V262H138ZM158 264V263H157ZM161 264V263H160ZM171 264V263H170ZM188 264H190V263H188ZM194 264H196V263H194Z\"/></svg>",
	"mask_w": 264,
	"mask_h": 264
}]
</instances>
